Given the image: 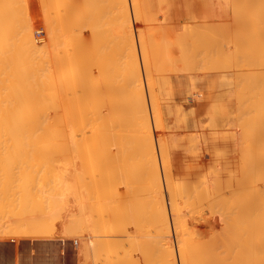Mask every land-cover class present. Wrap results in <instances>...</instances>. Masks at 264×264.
I'll list each match as a JSON object with an SVG mask.
<instances>
[{
	"label": "bare ground",
	"instance_id": "1",
	"mask_svg": "<svg viewBox=\"0 0 264 264\" xmlns=\"http://www.w3.org/2000/svg\"><path fill=\"white\" fill-rule=\"evenodd\" d=\"M98 0H82V3H83V6H84V8L87 10V11H89V14H90V12L92 13V14H90V15H87V13H86V18L85 19H88V18H90V19H93L94 20V22L92 21L91 23L89 22V21H91V20H89L88 19V21L86 22V23H88V24H90L89 26V36H88V38L86 39V40H84V41H82V42H78V41H81V39L80 40H78L77 42L76 41H74L75 39L74 38H76V37H74V35H75V32H74V35L72 34L73 33V28L75 29V28H78V27H85L84 25H86V24H84L83 23V21H84V18L82 19V16H80V18L82 19L81 21H80V19H79V22L80 23H78V24H76V25H79L78 27H76L75 25H74V23H73V25H74V27L72 26V31H70L71 30V27H70V23L68 22V24H70L69 25V27H68V24H67V19H69V15H70V12L75 8V3H76V1H74V0H39L38 2L40 3V5H39V7H40V13L43 15V11L45 10V12H46V15L45 16H43L44 17V19H42L41 21L42 22H44L43 20H45V22H44V26L45 27H42L43 26V24H42V26H40L42 29L43 28H45V30H46V34H43L42 35V37L44 36V35H46V39L44 40V39H35L34 37H33V31L34 30H36V29H34V25H35V23L33 24V21H32V17L30 18V15L28 14L29 12L28 11H30L29 9H27V6L30 8L31 6H29V4L27 3V2H29L28 0H0V155H3L2 154V152L4 151H7L6 153H4V156H3V158H1V160H3L4 161V159H7V160H5L4 162H3V165L1 164V162H0V164L2 165V166H4V163L5 162H8V160H9V158H10V161L7 163L8 164V166L7 165H5V167H6V169L8 168V167H12L14 164L12 163L11 165H9V163H11L12 161H11V157H13V155H12V153H15V152H13V151H19V152H21V158H26V159H24L25 160V163L26 162H28V163H30V161H28V160H31V159H29V157L31 156V155H29V154H31V152H35V154H37L38 153V155H42V159H43V152H45V154H47V156L49 157V154L48 153H50V152H58L59 153V156L57 155L58 153H56V155L58 156V157H60V156H62V155H60V154H63L64 155V158L63 159H65L68 155H69V153L71 154V156H76V154H81V155H83V156H81V157H83L84 158V164H85V162H88V165L91 167H89V170H90V172L93 170V173H98V175L96 174H94L95 176H92V172H91V174H88V176H87V173H86V175L84 174L85 172H82L81 174L82 175H85V176H87L88 177V180H91L90 181V183H92V185L89 183V181L86 183V179L87 178H85V180H84V178H83V180L85 181V184H89L88 186L87 185H83V183H81L82 181L80 180L81 178V174H79L78 173V183L80 184V186H79V184H78V188H80L81 189V191H82V193L79 191V193H81V194H79V195H81L80 196V198H81V200H82V198H84V200H83V202L84 203H86V204H82L83 206H81L80 207V204H78V205H75V206H77L78 208H77V210L78 211H80L81 210V212H82V210H85V215H87V217L89 216V218H90V220L88 221V222H90L89 224L87 223V228H89L90 229V231L92 230L93 231V229H91V227L92 228H94L95 229V231L94 232H91L92 234L90 235L91 237L92 236H96V235H98L99 234V236H96L95 238L96 239H93V238H91V249H95V248H101L100 246H102V248H104V251H102V249H101V252L99 253L100 255L101 254H104V255H106V256H101V258L99 257V260L101 259L102 261H103V263L102 262H100V263H102V264H117L118 262H119V264L122 262V259L124 258V255L123 254H126L125 255V258H126V260H128V262H130L129 264H133V262L132 261H134V259L132 260L130 257H132V255L130 254V253H138L139 251H136L137 249H138V245H139V240L138 241H136L135 243H136V247H137V249L135 250L136 252H134V248H133V246H131L134 242H132V243H130V245L128 246L129 247V249H126V251L128 250V253H124V251L122 252V256H120V254H118V252H117V250L116 249H114V252H112L113 251V249H112V247H116V246H119V245H123L122 243L121 244H118L119 242H121V241H119V242H117V233H119V231L120 230H116L117 231V233H114L115 232V227H114V223H115V221H116V223H117V221H119V220H114V219H117L118 217H119V219H121V220H123V216L125 215H127V214H124L123 213V211L122 212H120L121 211V209H118V210H120L119 212L121 213V214H119V213H117L118 215H116V211L114 210V209H116V205H120L122 202H123V200H125L124 198L126 197H128V196H126V195H129V193H130V191L129 190H126V191H120V192H115V190L113 191V189H115L117 186H119L120 184H122L123 183V181H124V179H125V177H127V175H124L123 173L124 172H117L116 170L117 169H115V167L116 166H114V164H115V162L117 161V160H115V162H114V160L111 158L112 157V155H117V158H118V154H119V156H122V155H125L127 158H126V160L128 159V158H131L132 159V161H133V163L134 164H132V163H130V161H131V159H130V161H129V159H128V161H129V165L130 166H133L134 167V169H132V170H135V169H137V167H138V165L140 166L141 165V167L144 169V172L145 173H143V175H144V177L146 178V179H148V180H150L151 181V183H152V188H153V190L155 191V192H157V196H156V198L153 200L154 202H152L151 203V207H150V211H149V213L147 212V217H148V219H147V217H145L144 216V219H146V220H149V222H150V224L148 223V225H149V227H150V225L153 227V228H151V230L153 229L154 231H155V233H154V235H152V236H154L153 237V239H151L150 238V240H147V238H143L144 239V241H143V239H141L142 241H143V243L145 242V240H147L145 243H147L148 244V242L150 243V244H146V245H144V247L145 248H147L148 246L150 247V245H153V247L151 248L150 247V250H149V247H148V250L149 251H151V250H155L156 252V254H159V255H157V257H160L161 256V258H162V260H163V262H164V264H171L170 263V259H169V256H168V254L166 253V251H164V247H163V239L165 238V235H166V229H165V226H164V223H163V221H164V218H163V213H162V209H161V207H160V201H159V197H158V188H157V182H156V177H155V172H154V168H153V164H152V162H153V160H152V156H151V149H150V142H149V138H148V135H149V129H152V128H149L150 127V125L148 126V123H147V112H148V110H147V105H146V107H145V105H144V103H143V101H142V99H141V93H140V90H139V81H138V70H137V67H136V58H135V55H134V48H133V33H132V27H131V23H130V21H132V20H130V17L131 16H129V9H128V4H127V0H108V1H106V2H108L109 3V6H108V4L106 5V6H108V9H109V7H110V9H111V11H109V12H111V14H112V18H111V20H110V22L112 21V24L110 23L109 24V22H107L108 20H106V22L110 25V26H108V28H107V24H104L105 22H104V20H105V18L110 14L108 11H107V13H109V14H107L106 12H105V10H106V8L107 7H105V10H104V12L102 13V15L103 14H105L104 15V18H102V16L100 15H97V14H95V13H98V11L97 10H100L101 8H103V7H99V8H97L98 6V3H101L102 1L101 0H99V2L98 3H96ZM101 1V2H100ZM131 2H132V4L130 3V5L132 6L131 7V9H132V12L134 13H132V15H135V16H133L134 17V20L136 21L137 19H135L136 18V14H137V12H138V14L139 15H141V17H142V15L144 16L146 13H148L149 12V8H147L148 10L146 11V10H144L143 9V14L140 12V8L138 9V7H139V2H140V4H141V1H138V0H130ZM142 1H144V0H142ZM146 1H148V0H145L143 3H146ZM150 1V0H149ZM149 1L147 2V4H144V5H150V3H149ZM152 1V0H151ZM161 1V0H160ZM159 1V2H160ZM177 1V0H176ZM178 1H180V0H178ZM182 1V0H181ZM212 1V0H211ZM221 1V0H220ZM224 1H225V5L226 4H228V2L229 1H231V2H229V4H231V3H233V4H231L232 6L233 5H235V3L233 2V1H237V0H223L222 2H223V4H224ZM240 1V3H241V8L242 9H240L241 10V12H239V11H237V9H235V8H240V7H236L235 6V8L233 9V7L231 6L230 8L231 9H233L234 10V12H235V10L237 11V12H235V14L236 13H240L237 17L236 16H234V17H236V20H235V18L231 15V17L230 18H232V20H233V18H234V20L237 22V24L239 25L238 26V28H239V30L243 33V35H244V42H245V44L247 43V42H253L254 43V45H255V49H256V54L255 53H253V51H252V53L254 54V56L256 55V58L254 57L253 59L255 60L254 62L255 63H253V62H251V59H248L247 57H246V59L243 61V68H245V69H248L249 67H250V69H251V67H253L254 69H255V73H253V70H251V72H252V74H254V75H252L250 72H249V75L251 76V78H250V76L248 75V72H246L247 73V75H246V79L244 78V77H241V78H243L244 79V82H245V80H249V81H246L245 82V84H247V83H251V82H254V80H255V83H254V85H253V83L251 84L252 85V87L254 88L255 87V90L254 89H252V87L251 86H249L248 84H247V86L244 84V88L246 89V87H247V89L245 90H243V89H240L239 87L241 86V84L239 85V89L240 90H238L239 92H240V94H242L243 93V95H240L241 97H238V99H240V100H242L241 101V103H244V105H246L247 103H246V101L247 100H245L244 98L245 97H247L248 98V100H249V102H250V98H251V94H253L252 95V99L253 100H251L252 102L251 103H249L250 105H246L247 106V109L245 110V111H247L246 113L248 114L249 113V111H250V113L248 114V115H241V114H238V113H240L241 111H238V115L239 116H242L243 118H245L244 119V121L242 120V119H239L238 121H242V123L244 124L242 127H244L243 129H245L246 128V131L244 132L243 131V134L244 133H246V136H245V134H244V137H247V135H248V137H249V135H250V137L248 138V139H250L251 140V138H252V143H250V145H248L249 143L247 142V145L248 146H245V149H246V151H245V149H244V153H246V154H243V156H241L242 158L243 157H245V158H243V160L241 161L243 164H246V162H248L249 161V164L251 163L252 164V167H255V166H259L258 164H260L261 162H263L264 163V160L263 161H261V162H259L257 165L255 164L254 166H253V163L252 162H254V160H255V157H252V156H256L257 154V152H258V149H257V147L255 148V145H257V144H259V150H260V148L261 147H263L262 145H264V143H262V142H264V0H239ZM34 2V1H33ZM32 2V3H33ZM153 2V5L152 6H154V4H155V1L153 0L152 1ZM157 2H158V0H157ZM157 2H156V4H157ZM172 1H170V3H171ZM175 2V1H174ZM183 2H185V0H183ZM207 2V1H206ZM214 2H216L215 0H214ZM227 2V3H226ZM35 3V2H34ZM37 3V2H36ZM81 3V2H80ZM104 3H105V0H104V2L103 3H101L100 5L101 6H103L104 5ZM129 3V2H128ZM161 3H162V5H163V1L162 2H160V3H158V4H160L161 5ZM167 3V2H166ZM177 3V2H176ZM176 3H174V4H176ZM192 3V2H191ZM190 3V4H191ZM196 3V2H195ZM208 3V2H207ZM237 3H238V1H237ZM28 4V5H27ZM106 4V3H105ZM155 4V5H156ZM173 4V3H172ZM189 3H187V5H188ZM204 4H206V3H204ZM211 4L212 3H210V7H211ZM214 4V3H213ZM216 4H217V2H216ZM218 4H220V3H218ZM229 4H228V6H229ZM35 5V4H34ZM34 5L32 4V7H34ZM143 4H141V8H145V7H143L144 6ZM159 5V6H160ZM177 5H179V3L177 4ZM181 5V4H180ZM225 5H223V6H225ZM238 5V6H239ZM42 6V7H41ZM80 6V5H79ZM105 6V5H104ZM157 6V7H156ZM156 6H154V7H156V8H150L151 10H153V9H158V5H156ZM166 6V5H165ZM165 6H163V7H161L160 9L161 10H163V11H160V12H165L164 11V9L166 8L167 9V7H165ZM167 6L169 7V4L167 3ZM215 6V5H214ZM38 6H37V8H39ZM77 7H78V5H77ZM148 7V6H147ZM181 7V6H180ZM206 7V6H205ZM219 7V6H218ZM221 7V6H220ZM225 7H227V5L225 6ZM225 7H224V9H225ZM34 8H36V6L34 7ZM36 8V9H37ZM41 8H43L44 10H42V12H41ZM80 8H81V6H80ZM79 8V9H80ZM163 8V9H162ZM212 8V7H211ZM211 8H209V9H211ZM31 9V8H30ZM135 9V10H134ZM136 9H138V11L136 12V14H135V11H136ZM165 9V10H166ZM171 9V8H170ZM174 9V8H173ZM172 9V13L170 14V12H169V14H168V11H166L165 13L167 14V15H169V16H166L165 18H167V19H165L164 20V16H162L163 18L161 19L162 20V22H161V25L162 24H165L167 21H169V22H171V25L174 23V22H179L181 19H183V20H185V21H189V20H193V19H195L194 18V15L191 13V12H183V10H178L177 12H175L174 14H173V12H174V10ZM175 9H176V7H175ZM181 9V8H180ZM207 9V8H206ZM28 10V11H27ZM31 10H35V9H31ZM84 10V9H83ZM190 10V9H189ZM203 10V9H202ZM216 10H217V8H216ZM215 10V11H216ZM227 10V9H226ZM239 10V9H238ZM102 11V9L99 11V13ZM144 11H146L145 13H144ZM157 10H155V12H156ZM171 11V10H170ZM199 11V10H198ZM209 11V10H208ZM212 11H213V9H212ZM31 12V11H30ZM33 12V11H32ZM77 12H78V10H77ZM79 12H81V10L79 11ZM86 12V11H85ZM151 12V16H150V13L148 14L149 15V17H148V15L146 14V16L143 18V20L145 21L146 20V18L149 20V22L148 21H145L144 23L147 25V26H145L144 28V31L147 29L148 31H149V28H147L148 26L150 27V25H149V23L150 24H152L151 22H153L154 20V15L156 14V16L158 15L157 14V12L159 13V11H157L156 13H154V12H152V11H150ZM210 12V11H209ZM216 12H218V10L216 11ZM227 12V11H226ZM232 12V11H231ZM39 13V12H38ZM51 13H53V15H51ZM83 13H84V11H83ZM98 13V14H99ZM141 13V14H140ZM152 13H154L153 15H152ZM233 13V12H232ZM231 13V14H232ZM35 14V13H34ZM36 14H37V12H36ZM93 14H95L97 17L99 16V17H101V19H102V21H103V23H98L99 21H101L100 19H94L96 16H93ZM107 14V15H106ZM110 14V15H111ZM161 14V13H160ZM165 14V15H166ZM217 14V13H216ZM215 14V15H216ZM38 15V14H37ZM41 15V16H42ZM52 17H51V16ZM85 15V14H84ZM93 17H92V16ZM138 15V16H139ZM162 15V14H161ZM170 15H172V16H170ZM39 16V15H38ZM40 16V17H41ZM75 16H77V15H75ZM87 16H88V18H87ZM106 16V17H105ZM137 16V18L141 21L142 19H140V17H138ZM203 16V15H202ZM217 16V15H216ZM92 17V18H91ZM152 17H153V19H152ZM200 17V16H199ZM208 17V16H207ZM214 17V16H213ZM218 17V16H217ZM34 18V17H33ZM36 18V17H35ZM34 18V19H35ZM38 18V17H37ZM36 18V19H37ZM109 18H110V16H109ZM108 17H107V19H109ZM150 18H151V22H150ZM220 18V17H219ZM78 18H76V21L75 22H77L78 20H77ZM199 19V18H198ZM138 20V21H139ZM158 20H159V18H158ZM167 20V21H166ZM182 20V21H183ZM204 21H205V19H203ZM202 20V21H203ZM97 21V22H96ZM135 21H133V22H135ZM138 21H136L137 23H138ZM155 21H157V17H156V19H155ZM163 21H164V23H163ZM190 21V22H191ZM193 21H195V20H193ZM200 21H201V19H200ZM201 21V22H202ZM204 21L201 23V24H203L204 23ZM222 21V20H221ZM38 22H39V19H38ZM72 22H73V20H72ZM82 22V23H81ZM158 23L156 24L155 22H153V23H155L156 24V26H155V28L157 29L158 28V31H159V33L161 32V30H163V29H161L160 27L161 26H158V24L160 23L159 21H157ZM173 22V23H172ZM190 22H188V23H190ZM207 22V21H206ZM212 22V21H211ZM220 22V21H219ZM218 22V23H219ZM94 23V24H93ZM140 23V22H139ZM138 23V24H139ZM144 23H142L141 22V24L142 25H144ZM187 23V24H188ZM192 23V22H191ZM195 23V22H194ZM193 23V24H194ZM200 23V22H199ZM213 23V22H212ZM222 23V22H221ZM225 23H227V22H224V24ZM39 24H41V22L39 23ZM98 24H99V26H98ZM103 24V25H102ZM167 24L169 25L170 23H168L167 22ZM182 24V23H181ZM181 24H178V28L180 29V27H179V25H181ZM185 24V23H184ZM197 24V23H196ZM205 24H207V23H205ZM211 24V23H210ZM223 24V23H222ZM222 24H219V25H221L222 26ZM228 24V23H227ZM234 24V23H233ZM100 25H102V26H104V27H102V26H100ZM106 25V26H105ZM135 25V24H134ZM173 25H175V24H173ZM189 25V24H188ZM200 25V24H199ZM208 25V24H207ZM212 25H214V24H212ZM229 25H232V23L230 22V24ZM88 26V25H87ZM195 26H197V25H194V26H191L190 28V31L192 30V33H193V31H195V33L197 34L198 32H196V31H201L202 30V32L204 31V32H207V34H208V32H212V30H208V31H205V30H203V29H199V28H201L203 25H201V26H199V28H198V26H197V28L198 29H196V27ZM217 25L215 24V27H216ZM220 26V27H221ZM228 26V25H227ZM224 27L225 28V32L226 31H229L230 30V28H229V26L228 27ZM234 27H235V25H233ZM37 27H39L38 25H37ZM36 27V28H37ZM99 27H101V28H103V29H101L100 28V30H103L104 32H105V35L108 33L109 34V36L112 34V36L111 37H108V39L109 38H112L113 37V39H114V41L113 42H111V40L109 41L108 39H106L105 37L103 38V35H102V31L100 32L99 31ZM111 27V28H110ZM138 27H140V26H138ZM166 27V26H165ZM171 27V26H170ZM168 28V30L170 29V31H171V28ZM177 27V26H176ZM182 27H184L183 26V24H182ZM193 27V28H192ZM204 27H208L207 29H210V26H204ZM204 27H202V28H204ZM107 28V29H106ZM135 28H137L136 26H135ZM151 28H153L152 26H151ZM151 28H150V30H151ZM159 28H160V30H159ZM174 28V27H173ZM172 28V29H173ZM187 28H189V26H187ZM187 28H185V29H187ZM224 28H222V31H223V29ZM228 28V29H227ZM238 28L236 29V32H239V31H237L238 30ZM104 29H106V30H109L110 29V31H111V34H110V31L109 32H107V31H105ZM138 29V28H137ZM140 29H141V27H140ZM140 29L139 30H137L138 31V33H136V34H139V31H140ZM151 30V31H155L156 33H153L154 35L155 34H157L158 33V31L157 30ZM166 29V28H165ZM177 29V28H176ZM206 29V28H205ZM206 29V30H207ZM212 29H213V27H212ZM216 29V28H215ZM227 29V30H226ZM233 30H235L234 28H232ZM231 29V31H233ZM85 31H86V28L84 29ZM181 30V29H180ZM179 30V31H180ZM214 30V29H213ZM220 30H221V28H220ZM37 31V30H36ZM75 31V30H74ZM83 31V30H82ZM98 31L101 33V35L102 36H100V34H98ZM136 31V30H135ZM143 30L141 29V31L140 32H142ZM166 31H167V29H166ZM166 31H164V32H166ZM187 31L189 32V29H187ZM216 31V30H215ZM218 31H219V29H218ZM217 31V32H218ZM230 31V33L233 35V33ZM42 32H43V30H42ZM42 32L40 33V34H42ZM45 32V31H44ZM79 32H80V30H79ZM104 32H103V34H104ZM107 32V33H106ZM146 32V31H145ZM169 32V31H168ZM181 32L182 31H180V34H181ZM183 32H184V34L183 35H185L186 34V32L183 30ZM187 32V33H188ZM203 32V33H204ZM217 32H215V34H217ZM224 32V33H225ZM78 33V32H77ZM77 33H76V35H77ZM151 33V32H150ZM150 33H148L149 35L147 36V34L145 35L144 33H140V34H144L145 36L143 37V35H137L136 37H137V39H138V43H139V45L138 46H140L139 47V49L141 50L140 52L141 53H138V54H140V55H142V57L143 58H141L142 60L144 59V58H146V56H148V54L147 53H149V55L150 54H153V53H151L152 51H154L153 49L154 48H152V46H151V52H149L150 51V49L149 48H147V47H149V45H148V41H147V39L145 38V37H147V38H150L151 36V38H150V40L151 41H149V43H151V45H152V43H153V47H154V42H152V40H154L156 43L159 41V40H155L154 39V37L155 36H157V35H155V36H153V34H150ZM171 33L172 34H174V36L177 38V40L180 38L181 40H183L182 38H184V36L183 37H181V35L180 34H178L179 32H177V34L178 35H176V33L175 32H172L171 31ZM213 33H214V31H213ZM224 33H221L220 32V35L219 36H221V34H223V37H225L224 35H226V37L228 36V39H222L223 41L222 42H224L225 41V43H223V45L225 46H227V44H226V42L229 44V42H232V41H235V42H239V41H237V40H241V38H242V36H239V39L237 38L238 36H237V33H236V37H235V35H231V34H227V33H229V32H226V34H224ZM35 34V33H34ZM38 34V33H37ZM80 34V33H79ZM162 34H163V31H162ZM161 34V35H162ZM189 34H191V32L189 33ZM195 34V35H196ZM205 34V33H204ZM206 34V35H207ZM219 34V33H218ZM234 34H235V32H234ZM71 35H73V37L74 38H72V36ZM104 35V36H105ZM167 35V34H166ZM179 35H180V37H179ZM209 36L211 35L210 33L208 34ZM134 36H135V34H134ZM164 36V35H163ZM168 36V35H167ZM185 36H188L187 34L185 35ZM192 36L194 37V34H192ZM230 36H231V38H230ZM45 37V36H44ZM79 37H81L80 35H79ZM79 37H77V39H79ZM135 37V38H136ZM139 37V38H138ZM144 38L146 41H147V44H146V42L144 41V40H141V38ZM160 37V36H159ZM159 37H158V39H159ZM202 37V36H201ZM225 37V38H226ZM241 37V38H240ZM38 38H39V36H38ZM142 38V39H143ZM169 38V37H168ZM168 38H165V36L163 37V39H165V40H163L162 39V36H161V39L160 40H163L162 42H161V44L164 46V48L166 49V48H168V47H170L171 48V46L170 45H168L169 44V42L168 41H170ZM189 38H192V37H190V35H189ZM199 38V37H198ZM221 38H222V36H221ZM221 38H218V40L219 39H221ZM185 39V38H184ZM139 40H141V44H142V42L144 43V44H142V46L140 45V41ZM149 40V39H148ZM174 40H176V39H174ZM180 40V41H181ZM188 41H189V39H187ZM200 40V39H199ZM165 41V42H164ZM173 41V40H172ZM184 41H186V39L184 40ZM210 41H211V39L209 40V44H210ZM220 41V40H219ZM111 42V43H110ZM174 42H176V41H174ZM173 42V43H174ZM190 42H192L191 40H190ZM194 42V41H193ZM201 42H202V39H201ZM201 42H200V44H201ZM205 42V41H204ZM213 42H215L216 43V41H213ZM212 42V43H213ZM235 42H232V44L234 43L235 45H236V43ZM240 42H242V41H240ZM250 42V43H251ZM137 43V42H136ZM159 43V42H158ZM157 43V44H158ZM164 43H165V45H164ZM166 43H167V45L168 46H166ZM179 42L177 41V43H176V50L174 49L175 48V43H174V45L173 44H171L172 46H174L173 48H172V51L170 50V53H173V51L175 50L176 51V53H178L177 55H178V59H180V62L182 61V67H180L181 66V63H180V65H179V67L181 68V70H179V72L180 73H184L185 71H184V69L186 68V73H188L187 71V67L188 66H190V65H193L194 66V63L192 62H190L189 63V61H188V63L186 62L187 60H184V59H187L184 55H187V52L186 51H184L183 53V55H182V53H179L180 51L179 50H181L180 48H181V46L178 44ZM184 44V46H185V42H183ZM187 43H189V42H187ZM206 43H208V40H207V42ZM157 44H155L156 46H157ZM208 44V45H209ZM214 44V43H213ZM212 44V45H213ZM219 44H221V42H219ZM244 44V43H243ZM145 45H148V46H146L145 47ZM162 45H161V47L159 46V44H158V46H159V49L155 46V48L156 49H158V51H156V53L155 54H159V56H161V53H165V54H167L168 52H169V50H164V48H163V50H164V52L160 49V48H162ZM180 47H179V46ZM189 45V44H188ZM203 45V44H202ZM215 45H217V47L219 46L218 45V43H216ZM222 45V44H221ZM223 45L222 46H220L221 47V49L220 48H218V52L219 53H217L218 55V57L219 58H221L220 57V55L223 53V55H221L223 58H222V60L225 58H229V60H232V61H234V57H233V52L232 51H224V49H225V47L224 48H222L223 47ZM235 45H233V47L235 46ZM247 45V44H246ZM250 44H248V46H249ZM144 46V47H143ZM177 46L179 47L178 48V51H177ZM195 46V45H194ZM211 46V45H210ZM210 46L208 47V48H210ZM230 46H231V43H230ZM230 46H228V47H226L228 50H230L229 49V47ZM239 45H237V46H235L236 47V49L237 48H241V46H239ZM186 47V46H185ZM190 47H192V46H190ZM205 47V46H204ZM214 47V46H213ZM216 47V46H215ZM233 47H230L231 49L233 48ZM137 48V47H136ZM146 48H147V50L149 49V51L148 52H146ZM186 48H189V47H186ZM242 48H243V45H242ZM245 48H246V46H245ZM146 52V55H145V53H144V51ZM213 49H215V48H213ZM222 50L223 49V51H221V54H220V50ZM226 49V50H227ZM233 49H235V48H233ZM235 49V51L237 52V50ZM254 49V48H253ZM160 50L162 51L161 53H160ZM196 50V49H195ZM207 50V49H206ZM209 50H211V49H209ZM209 50H207V51H209ZM216 50V49H215ZM215 50H212V51H215ZM246 50V49H245ZM252 50V49H251ZM168 51V52H167ZM174 51V52H175ZM182 51V50H181ZM217 51H215V53L217 52ZM234 51V53H235V57L236 58H240V57H237L236 56V52ZM239 51V50H238ZM255 51V50H254ZM158 52V53H157ZM167 52V53H166ZM194 52V51H193ZM200 52V51H199ZM242 52H244V51H242ZM249 52V51H248ZM206 53V52H205ZM211 53V52H210ZM214 53V55H216ZM224 53H228V54H226V55H224ZM229 53H231V56L233 57V58H231L230 59V55H229ZM239 53H241V51L239 52ZM246 53V52H245ZM154 54V55H155ZM164 54V56H166V57H162L161 56V58L160 59H156V55H155V60L153 59L154 57H153V55H150V59H153L154 61H156V60H159V64L160 63H162V64H165L164 62L165 61H163L162 59H164L165 60V58H168L169 56H168V54L167 55H165ZM189 54H191V53H189ZM188 54V55H189ZM213 54V53H212ZM242 54V53H241ZM240 54V55H241ZM248 54V53H247ZM252 54V55H253ZM145 57H144V56ZM173 55H176V54H171L170 56L172 57V58H177V56H173ZM182 56H184L185 58L184 59H182L181 60V57ZM188 55H187V57H188ZM196 55V53L193 55V57ZM237 55H238V52H237ZM243 55V54H242ZM139 56V55H138ZM152 56V57H151ZM198 56V55H197ZM206 56H207V53H206ZM217 56H214V57H217ZM180 57V58H179ZM189 57H190V55H189ZM198 57H200V56H198ZM243 57H245V55L243 56ZM251 57V56H250ZM138 58V57H137ZM148 57L146 58V60L144 59V61H147L148 59H149ZM158 58V57H157ZM170 58V57H169ZM169 58H168V60H167V64H170V68L173 70V72L176 74V72H175V70H174V65H176V64H173V60L171 61L172 63H170L169 62ZM171 58V59H172ZM203 58V57H202ZM210 58V57H209ZM209 58H207V59H209ZM139 59V58H138ZM137 59V60H138ZM149 59V60H150ZM192 59H194V58H191V60ZM214 59V61L216 62V61H218V59L216 60L215 58H213ZM223 60V61H227V59L226 60ZM241 59L242 58H240V63L239 64H241L242 62H241ZM141 60V61H142ZM160 60H162V62H160ZM185 62H184V61ZM237 60V59H236ZM235 60V61H236ZM239 60V59H238ZM175 61V60H174ZM195 61V60H194ZM196 61H197V57H196ZM200 61V63H201V61L202 62H204V61H206V58H205V60L203 61L202 59H199L198 60V62ZM228 62L227 61V63H226V65H228V63L229 64H231V66L233 67V69H234V65H236L237 63H235L234 64V62ZM149 62H152V61H149ZM148 61L145 63V62H141L142 63V65L145 63V67H147V68H143L144 69V73H146V76H148V78H153V77H150V73L152 72V68L154 69L153 71L155 72V74L157 73L158 74V71L159 70H162V73H161V71H160V73H159V75H163V69H162V67H161V69H159L160 68V65H157L158 64V61H156V62H152L151 64L149 63ZM179 62V61H178ZM198 62H197V64H198ZM210 62H211V60H210ZM209 62V63H210ZM213 62V61H212ZM211 62V63H212ZM219 62V61H218ZM237 62V61H236ZM147 63H148V65L150 64V65H152L153 67L152 68H150L148 65H147ZM156 64V66H155V64ZM175 63H176V61H175ZM188 65H187V64ZM196 63V62H195ZM209 64V65H207L208 63H206L205 62V66H204V64L202 65V64H200V65H202V66H204L203 68H202V71H205L206 69L205 68H208V71H210V70H212L211 68H209L208 66H212V64H214V62L212 63V64ZM222 63V62H221ZM171 64H173V66L171 65ZM178 64V63H177ZM190 64V65H189ZM196 64V65H197ZM224 64L225 63H223V65L221 64V69H220V71H225V69H226V67L228 68V66H226V67H224ZM166 65V64H165ZM165 65H161V66H165ZM199 65V64H198ZM219 65H220V63H219ZM219 65H218V69H219ZM144 66V65H143ZM156 67V68H155ZM166 67V66H165ZM174 67V68H173ZM178 67V66H177ZM177 67H176V70H177ZM184 67V68H183ZM191 68H192V66H190ZM190 67H188L189 68V71H192L191 70V68ZM214 67V69L217 71V68H215V65L213 66ZM232 67H231V69H232ZM240 67V66H239ZM150 68V69H149ZM164 68V67H163ZM167 68H168V66H167ZM182 68H183V71L184 72H182ZM199 68V70L197 69V66H196V73H198L201 69H200V66L198 67ZM225 68V69H224ZM235 68H236V66H235ZM151 70V72L149 71V70ZM156 69V70H155ZM159 69V70H158ZM193 69L195 70V66L193 67ZM205 69V70H204ZM224 69V70H223ZM231 69H230V71H231ZM232 69V70H233ZM145 70H147V71H149V74H147V71H145ZM158 70V71H157ZM168 70V69H167ZM166 70V72L168 73L169 71H167ZM198 70V71H197ZM236 70V69H235ZM239 70V69H238ZM238 70L236 71V72H238ZM240 70H242L241 69V67H240ZM199 72V73H202V75L203 76H200L199 77V75H198V79H199V81H203V83H205L204 81H207V79H208V76H209V73L211 72H206V74H205V72L203 73V72ZM215 71V72H216ZM227 71L228 70H226L225 72H226V74H227ZM229 71V72H230ZM243 71V70H242ZM242 71L240 72H238V73H242ZM248 71H249V69H248ZM139 72H140V70H139ZM154 72H152L151 73V76H152V74L154 73ZM178 72V71H177ZM215 72H213V73H215ZM224 72V73H225ZM231 72H233V71H231ZM235 72V71H234ZM245 72V71H244ZM167 73H166V75H167ZM185 73V74H186ZM198 73V74H199ZM208 73V74H207ZM238 73H234L235 75L237 74L238 76H239V74ZM245 73V74H246ZM142 74V73H141ZM156 74V75H157ZM170 74H172V71H171V73ZM169 74V75H170ZM175 74H173L174 76H175ZM178 74V73H177ZM189 74V73H188ZM190 74H191V72H190ZM193 74L195 75V73L193 72ZM244 73H243V75H245ZM158 75V76H159ZM169 75H168V78H169ZM192 75V74H191ZM193 75V76H194ZM232 75H233V73H232ZM143 76V75H142ZM146 76H144V78L146 77ZM153 76H154V74H153ZM158 76H156V77H158ZM164 76V75H163ZM173 76V77H174ZM177 76V75H176ZM175 76V77H176ZM195 76H197V75H195ZM237 76V77H238ZM247 76H249L248 78H247ZM255 77V79H254V77ZM141 77V76H140ZM161 77V76H160ZM166 77V76H165ZM172 76H170V79L171 78H173ZM183 77V76H182ZM182 77H181V79H182ZM190 77V75H188V78ZM192 77V76H191ZM191 77L189 78V79H191ZM221 77V78H220ZM219 78L223 81L224 79H223V76H220ZM226 76L224 75V78H225ZM229 77L232 79V77H235L234 75L233 76H230L229 75ZM239 77V78H240ZM252 77H253V79H252ZM148 78H146V79H144V81L145 80H148ZM197 78V77H196ZM229 78V79H230ZM239 78H237V79H239ZM251 80H250V79ZM148 80V82L147 81H145V83H146V88H147V100H148V104H149V107H150V109L152 110L151 111V115H152V118H154L153 119V121H154V126H157V128H158V126L159 125H161V123L159 124V122H161L160 121V118H161V116H160V114H159V117L160 118H158V114H157V110H158V108L156 109V106H155V103L154 102H156L157 103V101H155L156 100V98H157V95L155 96L154 95V93L156 92H154L153 90H154V88H155V86H154V81H153V79H151L152 80V82H151V80ZM166 79H167V77H166ZM175 79H177V78H175ZM183 79H184V77H183ZM194 79V78H193ZM193 79L191 80L192 81V84H190V82H189V84H190V89L192 90L191 92H193L196 88L194 87L193 88V82L195 81V79H194V81H193ZM229 79H228V77H227V83H230L231 82V84L230 85H232V81H231V79H230V81H229ZM235 79H236V77H235ZM235 79H232V80H234L235 81ZM237 79H236V82L235 83H237L238 81L240 82V83H242L243 82V80H242V82H241V79H239L238 81H237ZM140 80H142V79H140ZM157 80V79H156ZM168 80V79H167ZM173 80H174V78H173ZM172 80V81H173ZM220 80V83L222 82ZM168 81H170V80H168ZM167 81V82H168ZM171 81V82H172ZM178 81V80H177ZM211 81V80H210ZM225 81H226V79H225ZM225 81H223V83L225 82ZM251 81V82H250ZM151 82V83H150ZM157 82V81H156ZM175 82H176V80H175ZM180 82H182V81H180ZM196 82V81H195ZM177 83V82H176ZM175 83V84H176ZM207 83V82H206ZM209 83V82H208ZM235 83H233L234 85H235ZM148 84H150V85H148ZM151 84H153V86H154V88H153V86L151 85ZM179 84V85H178ZM178 84H176L177 86H181L180 88H182V85H180V83H179V81H178ZM210 84V83H209ZM169 85H171L172 86V83H168V88L171 90V91H174L172 88H171V86H169ZM174 85V84H173ZM185 85V84H184ZM183 85V86H184ZM203 86H204V84H202ZM205 85H208V84H205ZM228 86H225L226 88H228V90H227V92L229 91V84H227ZM144 86V85H143ZM164 86V85H163ZM209 86V88L211 87L210 85H208ZM208 86H206L205 88H207ZM224 86V84H222V86L221 85H219V86H217L218 87V89L219 88H221V87H223ZM246 86V87H245ZM173 87V86H172ZM232 86H230V88H231ZM241 87H243V86H241ZM251 87V89L252 90H254V92L253 91H251V89H249V88ZM143 88V87H142ZM176 88V87H175ZM179 88V90H177V92H178V94H177V96L175 97V98H181V97H183V96H185L186 97V95H187V93L184 95V93H183V95H182V92L183 91H185L186 92V88H185V86H184V88H185V90H183V88H182V91L180 92V89ZM199 88H204V87H199ZM212 88V87H211ZM235 88H237L236 86L234 87V90H232V93H233V91L234 92H236V94H238L237 93V91H236V89ZM168 89V90H169ZM177 89V88H176ZM217 89V90H218ZM167 90V91H168ZM169 90V91H170ZM197 90V89H196ZM207 90H208V88H207ZM145 91V90H144ZM166 91V90H165ZM170 91V93H169V95L172 93ZM209 91V90H208ZM241 91H242V93H241ZM248 92V94H249V97H248V95H245L244 93H246V92ZM251 91V92H250ZM161 92V91H160ZM159 92V93H160ZM176 92V93H177ZM179 92L181 93L180 95H179ZM190 92V93H191ZM195 92V91H194ZM197 92H199V93H202V92H200L199 90H197ZM196 92V93H197ZM205 92V91H204ZM211 92V91H210ZM226 92V91H225ZM173 93H175V91L173 92ZM195 93V94H196ZM230 94V97L232 98V96H234V95H236V94ZM198 94V93H197ZM207 94H209V93H207ZM219 94V93H218ZM218 94H215L217 97H219L221 94V96L223 97V95L224 94H226V93H222L221 92V94L218 96ZM247 94V93H246ZM143 95H145V92H144V94ZM176 95V94H175ZM174 95V96H175ZM179 95V96H178ZM212 95V94H211ZM210 95V96H211ZM164 96V95H163ZM172 96V97H171ZM171 98H170V100L171 99H173V95L171 94ZM181 96V97H180ZM192 96H193V94H192ZM200 96H201V94H200ZM224 96H226L227 97V102H228V100L229 101H231L232 103H235V102H237V105H238V99H236L235 97V99L237 100H235V102H233L234 101V98H232V99H230V97H229V94H227V95H224ZM145 97H146V95H145ZM159 97H160V95H159ZM189 97V96H188ZM196 97V96H195ZM194 97V98H195ZM215 97V96H214ZM217 97H215V99H217ZM237 97V96H236ZM144 98V97H143ZM177 98V99H178ZM197 98V97H196ZM196 98L194 99V101L196 100ZM221 98V97H220ZM225 97H223V99H224ZM155 99V100H154ZM158 99V98H157ZM185 99V98H184ZM201 99H202V97H201ZM207 99V98H206ZM210 99V98H209ZM212 99H214V98H212ZM219 99V98H218ZM218 99L217 100H213V101H218ZM222 99V98H221ZM221 99H220V103H219V110H218V108H216V110H218V111H220V112H223V111H221L223 108L221 107V106H224V107H227L226 106V103L224 102V100L222 99V101H221ZM160 100H161V98H160ZM165 100H167L168 101V99L166 98ZM181 100V99H180ZM192 100V99H191ZM198 100V99H197ZM226 100V99H225ZM233 100V101H232ZM239 100V101H240ZM162 101V100H161ZM171 101H173V100H171ZM171 101L169 102V103H171ZM177 101V100H176ZM175 101V102H176ZM185 101V100H184ZM199 101V100H198ZM201 101V100H200ZM209 101V100H208ZM212 101V100H211ZM244 101V102H243ZM167 102V103H168ZM230 102V103H231ZM162 103H163V101H162ZM218 103V102H217ZM222 103H223V105H222ZM241 103L239 104L240 105V107H241ZM159 104V103H158ZM220 104H221V106H220ZM225 104V105H224ZM212 105V104H211ZM215 105V104H214ZM229 106H231L230 104H228ZM236 105V104H235ZM235 105L234 106H232V107H235ZM236 105V106H237ZM238 105V106H239ZM243 105V104H242ZM169 106H171V105H169ZM177 106V105H176ZM185 106V105H184ZM189 106V105H188ZM193 106H194V104H193ZM246 106L244 107L243 106V109H242V107L240 108V109H242V111H244V108H246ZM158 107V106H157ZM172 107H173V105H172ZM171 107V108H172ZM196 107V106H195ZM184 109H185V107H183ZM193 108V107H192ZM213 108H215L214 106H213ZM236 108V107H235ZM234 108V109H235ZM237 108H239V107H237ZM248 108H249V110H248ZM162 109V108H161ZM169 109V108H168ZM175 109H176V107H175ZM177 109H179L178 111H180V113H181V109H180V106L179 107H177ZM221 109V110H220ZM225 109H228V110H226L225 111V113L226 114H228L227 116H226V114L225 115H223L222 113H220V112H218L219 114H217V115H215V112L213 111V109L210 107L209 109H205L206 111V113H208V116H209V118L208 119H212V120H214L213 122H211L210 124H209V120L208 121H206L205 122V124L207 125V124H209L206 128H208L209 129V127H210V129H214V126L216 127L217 125H220V123H221V125L223 126V124H225V121H224V117H225V119H230L231 118V121H226V126L227 125H229V126H227L228 127V130H229V128H231L235 123L237 124V125H239V123H237V116L235 115V120H236V122L235 123H233L234 121H233V116H234V114H232L231 112L233 111V109L231 110V108H225ZM147 110V111H146ZM172 110V109H171ZM186 110V109H185ZM190 110H192L191 108H190ZM190 110H188L187 111V113L189 114V113H191V112H189ZM194 110V109H193ZM159 112H160V110H158ZM177 111V112H178ZM228 111V112H227ZM152 112L154 113V114H152ZM158 112V113H159ZM173 112V111H172ZM193 112H195V111H193ZM236 112H237V109H236ZM236 112H234L233 111V113H236ZM149 113V112H148ZM165 113V112H164ZM167 113V112H166ZM170 113V112H169ZM182 113H183V110H182ZM181 113V114H182ZM200 113V112H199ZM177 114V113H176ZM180 114V115H181ZM192 114V113H191ZM193 114H195V113H193ZM155 117H154V116ZM170 115V114H169ZM231 115H232V117H231ZM148 116H149V114H148ZM165 115L163 114V117H164ZM178 116H179V112H178ZM184 116H185V118H186V115L185 114H183V117L182 116H179L180 118H184ZM238 116V117H239ZM174 117V116H173ZM177 118L180 122H182L181 120L182 119H180V118ZM191 117L193 118V116L191 115ZM196 117V116H195ZM241 117V118H242ZM149 118V117H148ZM168 118V117H167ZM170 118V117H169ZM168 118V119H169ZM176 118V117H175ZM206 118V117H205ZM237 118V119H236ZM164 119H166V116L164 117ZM196 119V118H195ZM203 119H204V117H203ZM167 120V119H166ZM177 120V121H178ZM200 120V119H199ZM199 120H197L198 122H196V120H195V123H197V125L196 126H198V123H199ZM169 121V120H168ZM178 121V122H179ZM241 121H240V123H241ZM180 122L178 123L179 125H180ZM186 121L183 119V123H182V125H185L184 123H185ZM208 122V123H207ZM194 123V122H193ZM212 123H213V125H212ZM230 123V124H229ZM233 123V125H231ZM173 124H174V122H173ZM199 124H201V123H199ZM235 124V125H236ZM194 125V124H193ZM166 126V125H165ZM201 127H205V125H200ZM225 126V125H224ZM246 126V127H245ZM161 127L162 126H160V128H158V129H160V132H161ZM174 127H175V125H174ZM179 127H181V126H179ZM213 127V128H212ZM219 127V126H218ZM218 127H217V129H218ZM227 127H225V128H227ZM238 127H241V125L240 126H238ZM238 127H235V126H233L232 128H238ZM157 128L155 127L153 130L155 131V130H157ZM176 128V127H175ZM182 128H185V130H186V127L184 126V127H182ZM197 128V127H196ZM220 128V127H219ZM165 129H167V128H165ZM178 129V128H177ZM176 129V130H177ZM201 129H204V128H201ZM239 129V128H238ZM242 129V128H241ZM240 129V130H241ZM169 130V129H168ZM172 130H173V128H172ZM180 130H181V128H180ZM184 130V131H185ZM227 130V131H228ZM249 130H251V133H250V131ZM167 131V130H166ZM194 131H195V128H194ZM199 131V130H198ZM202 131V130H201ZM204 131V130H203ZM234 131V130H233ZM163 132V131H162ZM226 132V131H225ZM222 132L223 134H221L220 132H218V133H216V132H210V135L212 136L213 134H214V138H213V140L211 139V141H213L212 142V146H213V149H212V154H211V156L213 157V159L215 158L216 159V157L218 156V155H220V153H221V151L223 150L224 151V149L222 148L221 149V151H220V148H221V146H225V143L227 142L226 141V139H228V138H226L225 139V136L227 137V133L228 134H230V135H234V133L233 132H230V130H229V132ZM240 132V131H239ZM164 133V132H163ZM184 133V132H183ZM203 133V132H202ZM213 133V134H212ZM225 133V134H224ZM249 133V134H248ZM152 134L153 133H151V136H152ZM159 134H161V133H159ZM195 134V136H197L198 137V135H196V133H194ZM194 134L192 133L191 135H190V133H189V135L191 136V138H189V136H187V138H186V136H185V138H186V140H195L194 139ZM204 134H205V132H204ZM167 135V138H168V136L170 135H168V134H166ZM186 135V134H185ZM232 135V136H233ZM241 135V134H240ZM161 136H162V134H161ZM164 136V135H163ZM171 136H173V134H171L170 135V137ZM177 136V135H176ZM182 136V135H181ZM201 137L203 136L202 134L200 135ZM205 136V135H204ZM210 136V137H211ZM229 136V135H228ZM241 136H243V135H241ZM252 136V137H251ZM207 137H208V135H207ZM213 137V136H212ZM231 136H229V138H230ZM239 137V136H238ZM151 138H155L154 137V135H153V137H151ZM163 137H161V139H162ZM179 138L182 140V138H183V136L182 137H180L179 136ZM179 138H177L176 137V139H175V137H174V139L176 140V142L178 143L179 141L178 140H180ZM189 138V139H188ZM232 138H234V136L232 137ZM232 138H231V141H232ZM157 139L158 140H161V139H159V137L158 138H156V141H157ZM163 139H165V138H163ZM240 139V138H239ZM246 138H244L243 140H245ZM248 139H246L247 141H249L250 142V140H248ZM154 140V139H153ZM153 140H152V143H154L153 142ZM170 140V139H169ZM172 140H173V138H172ZM180 140V142L182 143V141ZM185 140V139H184ZM185 140V143L187 142V144H186V147H189L190 145H191V143H192V145H193V147L192 146H190V148H189V150L190 149H192V148H194L195 146V148H196V150H195V153H196V151L198 150V152H199V149H197V144L194 146V141H192L191 142V140H190V145L188 144V141H186ZM196 140H198V139H196ZM195 140V141H196ZM210 140V139H209ZM208 140V141H209ZM243 140L241 141V142H243ZM164 141V143L163 144H166V142H165V140H163ZM163 141H161V142H163ZM168 141V140H167ZM174 141V140H173ZM173 141H172V143H171V141H170V145H169V147L171 146L172 148L174 147H176V150H178V148H179V150H181V148H185V147H183V145H181L180 144V146H182L181 148H180V146H178L177 145V143L175 144L174 143V145H173ZM202 141V140H201ZM207 141V142H208ZM160 141H158V143H157V145L159 144L160 145V147H159V145H158V152L159 151H161L160 152V156H161V158H162V156L164 155V153L162 152V150H164V148H165V153H166V149H167V146L166 145H162V143L160 144L159 143ZM203 142H204V139H203ZM206 142V141H205ZM204 142V144L206 145V143ZM197 143V142H196ZM231 143V142H230ZM244 143V142H243ZM172 144V145H171ZM156 145V144H155ZM156 145V146H157ZM178 147H177V146ZM233 145V144H232ZM244 145H246V144H244ZM243 145V146H244ZM261 145V146H260ZM162 146V147H161ZM185 146V145H184ZM250 146V147H249ZM154 147V146H153ZM164 147V148H163ZM242 147V146H241ZM241 147H240V149H241ZM232 148V147H231ZM243 148L244 147H242V150H243ZM247 148H251V149H247ZM254 148V149H253ZM264 148V147H263ZM182 149V150H183ZM188 149V148H187ZM185 150V151H188V152H185L184 150V152H182V153H189V154H191L190 156H193L194 154H192V150H190V152H189V150ZM225 149H227V148H225ZM232 149H234V148H232ZM231 149V150H232ZM253 149V151L254 150H256L257 149V152L255 153V154H253L252 153V150ZM175 150V149H174ZM175 150V151H176ZM194 150V149H193ZM207 150V149H206ZM248 150V151H247ZM263 150V149H262ZM261 150V151H262ZM8 151H10V152H12L11 153V156L8 154L7 156H5V154H7L8 153ZM174 151V152H175ZM234 151V150H233ZM251 153H250V152ZM260 151V152H261ZM264 151V150H263ZM9 152V153H10ZM18 152V153H19ZM24 152V154L26 153V155H22V153ZM28 152H30L29 154H28ZM40 152H42V153H40ZM48 152V153H47ZM203 152H204V150H203ZM206 152V151H205ZM242 152V151H241ZM247 152H248V154H247ZM255 152V151H254ZM260 152H258V153H260ZM18 153H15V160H13V162H16L17 164V166H18V168H19V170L21 171V169H23V168H25V167H27L29 164L27 163L25 166H23V165H21L20 163L22 162L23 163V159L21 160V158L19 159V155H18ZM40 153V154H39ZM52 153H50L51 154V156L53 157L54 155L52 154ZM162 153H163V155H162ZM181 153V154H182ZM194 153V152H193ZM201 153V152H200ZM207 153V152H206ZM224 153H226V152H224ZM252 155H250V154ZM262 153L263 152H261V155H262ZM20 154V153H19ZM32 154H34V153H32ZM34 154V155H35ZM44 154V155H45ZM66 154V155H65ZM68 154V155H67ZM73 154V155H72ZM235 154V153H234ZM38 155H37V158H39V161L41 162L42 160H40L41 158V156L40 157H38ZM55 155V156H56ZM154 155H156L155 154V149H154ZM166 155H167V153H166ZM184 155V154H183ZM202 155V154H201ZM225 154H223V156H224ZM226 155H227V153H226ZM245 155V156H244ZM250 155V156H249ZM264 155V154H263ZM8 156H10V157H8ZM17 156V157H16ZM23 156V157H22ZM26 156V157H25ZM27 156H29L28 158H27ZM54 156V157H55ZM70 155H69V157H71ZM175 156V155H174ZM182 156V155H181ZM197 156V155H196ZM222 156V157H223ZM35 158V160H36V156H32V158ZM45 157V156H44ZM52 157H50L51 159H54V157L52 158ZM58 157H56L55 159H54V161H56V164L57 165H59V163H58V161H60V163H62V160H57L58 159ZM69 157H67L66 159H67V162L68 163H70V161L73 159V161H75L76 162V158L77 157H75V159L74 158H72L71 160L69 159ZM81 157H79V155H78V159L79 158H81ZM156 157H157V155H156ZM164 157V156H163ZM166 157H168V155L166 156ZM222 157H221V159H222ZM248 157V158H247ZM251 157H252V159H251ZM257 157H259V156H257ZM19 160H18V159ZM45 158H47V157H45ZM44 158V160L46 161H48L50 158H47V159H45ZM121 158V157H120ZM120 158H118V160H120ZM224 158H226L225 156H224ZM241 158V159H242ZM260 158V157H259ZM28 159V160H27ZM50 159V160H51ZM68 159L70 160V161H68ZM123 159V158H122ZM164 159H165V157H164ZM163 159V160H164ZM177 159V158H176ZM186 159V158H185ZM199 159V158H198ZM247 159V160H246ZM248 159H251V160H248ZM254 159V160H253ZM263 158L261 157V160H262ZM27 160V161H26ZM50 160H49V162H50ZM79 160H82V159H79ZM259 160V159H258ZM19 161H20V163H19ZM34 161V160H33ZM44 161V162H45ZM46 161V164L48 163ZM53 160H51V162L50 163H48V164H51V165H53V162H54ZM64 161H66V160H64ZM128 161H126V162H128ZM158 161V160H157ZM157 161H156V164H157ZM165 161H167V159L165 160ZM171 161H173V160H171ZM245 161V162H244ZM251 161V162H250ZM36 162L37 163H39L37 160H36ZM65 163V165L67 166V164L68 163ZM120 162V161H119ZM125 162V161H124ZM256 163H257V161H255ZM42 163V162H41ZM79 163H80V161H79ZM117 163H118V161H117ZM165 164H168V161H167V163L166 162H164ZM240 163V162H239ZM238 163V164H239ZM6 164V163H5ZM33 164V162L31 163V167H32V169H34V167L33 166H35V165H32ZM35 164V163H34ZM40 164V163H39ZM43 164H45V163H43ZM46 164H45V166H46ZM55 164V163H54ZM71 164L72 163H70V167H72L71 166ZM82 164V163H81ZM81 164H79V165H81ZM83 164V165H84ZM125 164V163H124ZM124 164H123V166H124ZM172 164V163H171ZM216 164H218V162L216 163ZM224 164V163H223ZM222 164V165H223ZM243 164H242V166L241 167H243ZM248 164V163H247ZM246 164V167L244 166V168H247V169H245V171H247V170H249V168H248V165ZM38 165V164H37ZM37 165L35 166V167H37ZM51 165H48V167H47V169L49 170V169H51L52 168V166ZM64 164H63V166H65ZM75 163H74V168H75ZM136 165V166H135ZM158 165V164H157ZM169 165V164H168ZM212 165H215V164H212ZM220 165V164H219ZM17 166L15 167L14 166V168H15V170L14 171H16V174H13V175H15V177L12 175V173H14V171H13V167L10 169V168H8L7 169V174L9 173L8 172V170H11V171H13L10 175H12L13 177L12 178H10L11 176H9V179L7 178L8 177V175H6L5 177H3V175H5V174H3V170L2 171H0V172H2V174H1V176L3 177H1L2 179H4V178H7L8 180H10V182H11V179H12V181H14V183L13 182H11V183H9L8 181H7V183H6V181H5V185L1 182V181H3L2 179H0V182H1V184H3L4 186H7L8 188H10V184H14V186L18 189L19 187H23V188H19L18 190L13 186V184H12V186H13V189L12 190H14L15 192L14 193H17L18 191V193L17 194H15V196L12 194V193H10V192H12L11 191V188L8 190V189H4V190H2V191H0V195H3L2 193H4V194H6L5 192L7 191H9V194L10 195H13V197H14V199H15V202H13L12 200H13V197L12 196H10L9 194V198H7V199H10L11 200V197H12V200L9 202V200H8V204L10 205L11 204V202H12V204H11V206L13 207V208H9V207H7L6 208V205L8 206V204H7V200H6V198L4 199V201L3 200H1V201H3V203H2V206H3V204H4V202H5V200H6V205L3 207V208H0L1 209V213L0 214H2V216L4 215V216H6L5 218H9V216H10V218H11V216L13 215V214H15V217H17V220H11L10 218L7 220V219H4L1 215H0V219H1V221H0V224H2V225H4V229H3V227L1 228V230L3 229L4 230V232H5V235H7V236H9V238H10V235L12 236L13 235V232L16 230L17 232H18V230L20 229V230H22V231H24V232H22V234L21 235H23V233H25V230H26V233H28L30 230H32V228L30 227L29 228V231H28V228H26V227H23L24 225L22 224V222L24 221V220H26L27 218H30L31 219V217L33 218V216L31 215V214H33V213H35V214H38V213H40V214H42L41 212L43 211V215L44 214H46V216L44 215L43 217H45V218H43V220H45L46 218H48L47 216H48V212L50 211V213H53V215H51L50 213H49V217H50V215H51V218H52V216H53V218L52 219H54V221L55 220H57V222L58 221H60V220H63V218L62 219H57V217H59V216H57V217H54V216H56V215H58L59 213L60 214H62V212L64 213V212H66V210H68L69 209V207L67 208V207H65L64 206V204L65 205H67L66 203H67V201H65L66 199H70L69 197H68V195H67V197H66V199H65V193H68V192H65L64 193V195H63V193H62V189H63V191L65 190H68V188L70 187V186H68V187H66L67 189H64V186L63 185H65L64 183H67V184H69V182L67 181L68 180V174H67V180H62V178H64L65 177V171H66V167H65V169L64 170H62V168H58V170L57 169H55L54 170V168H57V166L56 167H54L52 170H50V171H48V172H50V176L53 174V175H55L54 173H52L51 174V172L53 171V172H55V171H59V170H62V171H64L63 173H60V175H62V174H64V177H63V175L62 176H60L59 175V172H62V171H59V172H57L58 174V176H59V178H60V180H59V178L57 177V180H59V181H57V184H58V182H59V184L60 183H62V182H60V181H65V182H63L62 183V186H60L59 184H58V186H59V189H57L58 190V193H59V195H56L57 197L58 196H60V195H62L63 197H62V201H57V203L59 204H54V203H56L55 202V200H60L59 199V197L58 198H55L56 196H55V193L57 194V191H55V190H53V189H51L52 191H48V189H50V188H48L47 189V186L49 187L50 186V184H48L47 183V180H48V182H50L51 183V186L50 187H52L54 184L52 183V181H54V183L56 182L54 179H47L45 182H44V180H43V178H42V181L44 182V184H46L45 186H44V184H40V185H43V186H41L42 187V189H39V190H36V192L37 191H42L43 189H45V190H43V191H47V193H46V196H47V198H44V196L42 197V195H45V192H42V193H39L40 194V196L42 197V198H44V201H43V199L41 200L39 197V200H36V199H38V198H36L38 195V192L36 193V199L33 197L32 198V194H33V192H32V194L30 193L32 190H30L29 191V189L28 188H30L31 186L34 188V189H36V187H37V181H36V179L35 180H33L34 179V177L32 178V181H31V186H30V180H31V178H29L30 177V174H32V172L30 173V174H28V178H27V176L25 177V175H22L21 174V177H19V173L20 172H18V168H17ZM20 166H23V168H21ZM59 166H62V164H60ZM58 166V167H59ZM129 166V167H130ZM188 166V165H187ZM221 166V165H220ZM224 166H226L225 164H224ZM263 167V164H261L259 167ZM5 167L3 168V169H5ZM41 167V166H40ZM40 167L38 168L37 167V169H40ZM50 167V168H49ZM82 167V166H81ZM132 167V168H133ZM141 167H139L137 170H142V168ZM158 167H160V166H157V168ZM162 167H164L163 166V164L161 163V168ZM222 167V166H221ZM0 168H1V166H0ZM69 168V167H68ZM73 167H72V169H74ZM87 168H88V166H87V163H86V166H85V168H82V170H86L87 171ZM165 168L167 169V167L165 166ZM165 168H162V169H165ZM168 168H169V166H168ZM200 168H202V167H200ZM208 168V167H207ZM216 168V167H215ZM244 168H243V170H244ZM250 168H251V166H250ZM257 168L258 167H255V168H253L254 170L252 171V169H251V171H249V173L251 174V175H258L259 173L257 172V171H255V170H257ZM6 169L4 170V172L6 171ZM29 169V170H28ZM31 168H29V166L27 167V171H29L30 172V170H32ZM42 169V170H41ZM41 173H40V177H42L41 176V174L44 172V166L42 165V167H41ZM118 169H120L119 167H118ZM122 169H124V168H122ZM129 169V168H128ZM160 168H158V170H159ZM209 169V171H211L212 172V168H211V170H210V167L208 168ZM207 169V170H208ZM213 169H214V167H213ZM224 169V168H223ZM26 170V169H25ZM40 170H37V172L39 171L40 172ZM97 170V171H96ZM131 170V167H130V169L128 170V171H130ZM194 169H191V168H189V169H184V171H182V173L180 174V180H174V181H176V187H177V189L176 190H178L176 193H177V197L179 196L178 195V193H180V190L179 189H181V195H180V198L183 200L184 199V201H186L187 203H188V205L189 204H193V202H194V204H196L195 202H196V200L194 199L193 200V198H195V197H193V195L195 196V194H196V190H194V192L192 191L194 188H192V181L191 180H189V182L187 181V182H185V180H187V178L191 175V172L193 171ZM197 170V169H196ZM206 170V171H207ZM226 170V169H225ZM225 170L223 171V172H225ZM242 170V171H243ZM24 171V170H23ZM73 171V170H72ZM74 171H75V173H77V172H80L81 171V169L80 170H78V169H74ZM120 171V170H119ZM127 171V170H126ZM143 171V170H142ZM163 171V173H164V175H166V177L167 178H164L163 177V183H165L164 185L166 186V189H165V191L168 193V195L172 198V199H169V200H171V201H176V200H179V198L178 199H176V198H174V197H176L175 196V194L172 196V194L173 193H175V191H173L172 189H171V187L170 186H172L173 185V183H172V185H171V183L170 182H172V179H171V181H170V177L168 176L169 174H170V168H169V172H167V170H162ZM208 171V172H209ZM215 171V170H214ZM228 171V170H227ZM236 171V170H235ZM242 171H239V174H240V172H241V175L242 174H244L241 178H243L244 176H246V175H248V174H246L245 175V172L243 173ZM255 171V172H254ZM26 172V171H25ZM34 174H35V177L36 178H39V172H38V176H36L37 175V173H35L36 172V170L34 169ZM89 172V173H90ZM105 173L106 174V176L104 177V178H102V175H103V173ZM158 172H160V171H158ZM167 172V174H165ZM179 172V171H178ZM177 172V173H178ZM203 172V171H202ZM252 172V173H251ZM253 172L255 173V174H253ZM22 173H24V172H22ZM47 173V172H46ZM66 173H68V171L66 172ZM74 172H72V174H73ZM174 173V172H173ZM246 173H248V171L246 172ZM256 173H258V174H256ZM43 174H45V173H43ZM48 174V173H47ZM47 174H45L44 176L46 177V175ZM125 174H126V172H125ZM225 174H227L226 172H225ZM228 174H229V172H228ZM16 175H17V178L19 177L20 178V180H19V178L18 179H16ZM33 175V174H32ZM70 175V174H69ZM79 175H80V177H79ZM89 175H91V177H92V179L91 178H89L90 176ZM123 175H124V177H123ZM207 175H208V173H207ZM211 175V174H210ZM236 175V174H235ZM26 178V179H28L29 180V182L28 181H26V179L24 178V177ZM56 176V175H55ZM74 176V175H73ZM97 176V177H96ZM170 176H171V174H170ZM213 176H214V174H213ZM218 176V175H217ZM227 177H229L230 178V174H229V176L228 175H226ZM231 176H232V172H231ZM23 177V178H22ZM45 177H44V179H45ZM75 177V176H74ZM76 177H77V175H76ZM96 177V178H95ZM234 177V176H233ZM232 177V178H233ZM249 177V176H248ZM258 177V176H257ZM15 178V180H13ZM48 178V177H47ZM69 178H71L72 179V176L70 175V177ZM220 178V177H219ZM240 178V179H241ZM6 179V180H7ZM23 179V180H22ZM40 179V178H39ZM74 179V178H73ZM175 179V178H174ZM213 180L215 179V178H212ZM246 178L244 177V181L246 182L248 179H246ZM254 180H257V181H259L258 183H260V179L258 180V179H255V178H253ZM38 180V179H37ZM41 180V179H40ZM70 180V179H69ZM75 180V182H76V179H74ZM220 180V179H219ZM227 181H228V179H226ZM235 180V179H234ZM233 180V181H234ZM253 180V181H254ZM18 181V182H17ZM21 183H20V182ZM26 183H25V182ZM35 181V182H34ZM194 181V180H193ZM215 181V180H214ZM213 181V182H214ZM231 181V180H230ZM252 181V180H251ZM250 181V182H251ZM17 182V183H16ZM22 182H23V184H22ZM39 182H41V181H39ZM38 182V183H39ZM43 182H41V183H43ZM184 182L186 183V184H188V183H190V184H188V187L186 188L187 190H185V188H184ZM196 181H194V183H193V185L195 186V183ZM232 182V181H231ZM236 182H237V180H236ZM249 182V181H248ZM247 182V183H248ZM27 183H29V184H27ZM33 183H36V184H34V186H33ZM72 183L75 185L74 187H72L73 185H71V187H72V189H73V191L71 192V190H69L70 191V193H72L73 194V192H74V190H76L77 188H76V186H77V184H75L74 183V181H72ZM238 183H239V181H238ZM241 183H243V182H241ZM257 182L255 181L254 182V184H256ZM8 184H9V186H8ZM17 186H16V185ZM18 184H19V187H18ZM21 184H22V186H21ZM57 184L56 185H54V186H56L57 188H58V186H57ZM70 184H71V182H70ZM69 184V185H70ZM82 184V185H81ZM212 184V183H211ZM244 184H246V183H243V185ZM251 184V183H250ZM249 184V185H250ZM253 184V183H252ZM26 185V186H25ZM191 185V186H190ZM215 185H217V183H215ZM241 185V184H240ZM262 185H263V183H262ZM261 185V186H262ZM39 186V185H38ZM65 186H67V185H65ZM86 186V187H85ZM90 186H94V187H96V188H93V187H91L90 188ZM98 186V187H97ZM187 186V185H186ZM214 186V185H213ZM219 186V185H218ZM217 186V187H218ZM238 186V185H237ZM242 186V185H241ZM246 186V185H245ZM252 186V185H251ZM250 186V187H251ZM255 186V185H254ZM259 185H256L255 187H258ZM26 187V188H25ZM40 187V188H41ZM46 187V188H45ZM82 187L84 188V189H86L85 191H84V189L82 190ZM89 187V189H92V190H90L91 191V193H90V191L88 190L87 191V188ZM100 187V188H99ZM181 187H183V188H181ZM244 187V186H243ZM250 187H247L249 190H250ZM255 187H251L252 189L254 188L255 189ZM260 187V186H259ZM2 189H3V187H1ZM0 188V189H1ZM16 190H15V189ZM33 188H30V189H33ZM52 188H55V187H52ZM164 188V187H163ZM192 190H191V189ZM215 188V187H214ZM220 188H221V186H220ZM228 188V187H227ZM227 188H225V189H227ZM229 188H231V187H229ZM241 188V191H242V187H240ZM245 188V187H244ZM245 189V190H248V189ZM22 189H24L23 191H22ZM34 189H33V191H34ZM47 189V190H46ZM79 189V190H80ZM185 190V192H186V194L188 193L189 194V192H193V195H191L190 196V194L188 195V196H183L184 195V193H183V191L182 190ZM188 189H190V190H188ZM259 190H260V188H258ZM264 189V188H263ZM96 190H98V191H96ZM214 190V189H213ZM235 190H237V189H234L233 191H235ZM262 190V189H261ZM4 191V192H3ZM22 191V192H21ZM53 191H55L54 193H53ZM84 191V192H83ZM189 191V192H188ZM211 191V190H210ZM216 191L218 192V190H216L215 189V191H213V193H214V195H215V193H216ZM221 191H222V188H221ZM220 191V192H221ZM229 191V190H228ZM227 191V192H228ZM231 191V190H230ZM229 191V192H230ZM233 191H231V192H233ZM240 191V190H239ZM244 191V190H243ZM256 191H257V189H256ZM21 192V194L23 193V194H25L24 196L25 197H20L21 199H19V196L21 195V194H19ZM27 192H28V194L29 195H26L27 194ZM51 192V193H50ZM90 194H89V193ZM129 192V193H128ZM229 192L227 193L228 195H229ZM253 192V191H252ZM262 192H264V191H262ZM35 193V192H34ZM44 193V194H43ZM50 195H49V194ZM69 193V194H70ZM78 193V192H77ZM77 193H74V194H76V197H77ZM86 193H88L86 196L88 197V198H90V196L89 195H91V201H88V199L86 200V196H85V194ZM93 193H96V194H93ZM97 193H99V195L97 194ZM163 193V192H162ZM183 193V194H182ZM241 193V192H240ZM259 193V192H258ZM31 194V195H30ZM51 194H54V195H51ZM71 195L72 197L71 198H74L75 199V195ZM82 194H84L83 196H82ZM208 194V193H207ZM217 194V193H216ZM226 194V195H227ZM234 193H232V196L234 197V195H233ZM235 194H237V192L235 193ZM18 195V196H17ZM93 195H96L95 196V198L94 197H92ZM98 195V196H97ZM165 195V194H164ZM197 195V194H196ZM221 195V194H220ZM219 195V196H220ZM222 195L223 196H225L223 193H222ZM238 195V194H237ZM17 196V197H16ZM45 196V197H46ZM49 196V197H48ZM53 196H55L54 198H53ZM74 196V197H73ZM100 196V197H99ZM183 196V197H182ZM230 196V195H229ZM229 196H226V197H229ZM238 196H240V194L238 195ZM4 197H8V196H6V195H4ZM28 197V198H27ZM32 198V200L33 201H42L43 203L42 204H46V200L48 201L47 203H48V209L45 207V206H47V204L43 207L42 205L41 206H39V208H37L38 207V205L36 204L35 206H37L36 207V209L34 208H32V212H30L29 213V215H31V217L29 216L28 217V213H24L25 211H24V206L23 205H25V208H26V210H28L27 212H29L30 210L29 209H31V206H34L33 204L31 205V202L33 203V201H31V198ZM52 197V198H51ZM99 197V198H98ZM187 197H190L191 199H189L188 198V201L185 199V198ZM200 197V196H199ZM208 197V196H207ZM222 197V196H221ZM233 197H230V198H233ZM263 197H264V194H263ZM2 197L0 196V199H1ZM16 198L18 199V200H16ZM49 198H50V201H52V202H49ZM92 198H93V200H92ZM218 198H220V197H218ZM223 198V197H222ZM236 198H238V197H236ZM25 199V200H24ZM30 199V200H29ZM63 199H65L64 201H63ZM95 199V200H94ZM179 200V201H182V200ZM197 199V198H196ZM199 199L200 198H198V200L197 201H199ZM214 199V198H213ZM213 199H210V201H212ZM228 199V198H227ZM235 199V198H234ZM19 200H21V201H19ZM27 200V201H26ZM30 201V203H28V204H26V202H29ZM71 200V199H70ZM79 200V199H78ZM85 200L87 201V202H85ZM90 200V199H89ZM164 200V199H163ZM221 200V199H220ZM240 200H243V199H240ZM240 200H238L239 202L237 203V204H239L240 203ZM54 201V202H53ZM75 201V200H74ZM108 201H110V202H114V203H117V204H114L113 203V205L111 204L110 205V207L112 208V206H115V207H113L114 209V213H115V216H117V218L116 217H114V215H112V218H110L111 220V222L109 223L108 222V220H104L105 219V213L106 212H104V214H102V212L104 211L103 209L105 208V207H107V204L108 203H110V202H108ZM193 201V202H192ZM222 201H226L225 199H223ZM228 201V200H227ZM231 201H233V200H230L229 202H231ZM248 201V200H247ZM246 201V202H247ZM250 201V200H249ZM255 201V205H256V200H254ZM45 202V203H44ZM70 202V201H69ZM82 202V201H81ZM82 202V203H83ZM97 202V203H96ZM107 202V204H106V206H105V204L104 203H106ZM176 202H178V201H176ZM183 202V201H182ZM186 202L184 203V205L186 204ZM209 202V201H208ZM220 202V201H219ZM229 202H227V203H229ZM237 202V201H236ZM243 202V201H242ZM263 202V204H264V201H262ZM261 202V203H262ZM14 203V204H13ZM18 203V204H17ZM22 203V204H21ZM51 203V205L53 204V206H51V205H49ZM60 203H62V204H60ZM73 203V202H72ZM75 203V202H74ZM80 203V202H79ZM96 203V205L98 204V203H100V204H98L97 206H100V207H98L99 208V210H98V213L100 214V216H101V214H102V216H104V218L102 219V216L100 217V216H98V213H96V211H95V208L97 209V207L94 205ZM154 203V204H153ZM210 203H212V202H210ZM210 203H208V205L210 206ZM217 203H218V201H217ZM221 203V202H220ZM225 204H226V202H224ZM233 203V202H232ZM234 203H235V201H234ZM247 203H249V202H247ZM250 203H251V201H250ZM29 204H30V206H29ZM76 204V203H75ZM165 204V203H164ZM167 204V203H166ZM214 204V203H213ZM229 204H231V203H229ZM229 204H227V205H229ZM243 204V203H242ZM1 205V204H0ZM15 205H17V206H23L22 208L21 207H16ZM58 205V208H56V206ZM66 208V210L64 209V208H62L63 206ZM69 205V204H68ZM67 205V206H68ZM187 204H186V206L185 207H187L188 209H189V207L191 206H188ZM207 205V206H208ZM215 205V204H214ZM221 205V204H220ZM223 205V204H222ZM240 205V204H239ZM250 205V204H249ZM254 205V206H255ZM60 206V207H59ZM70 206V205H69ZM73 206L74 205H72V208H73ZM74 206V207H75ZM89 206V207H88ZM95 208H94V207ZM104 207L103 209H102V207ZM108 206H109V204H108ZM165 206V205H164ZM193 206V205H192ZM213 206V205H212ZM211 206V207H212ZM247 206V205H246ZM245 206V207H246ZM252 206H253V204H252ZM263 206V205H262ZM30 207V208H29ZM49 207H51L50 209H49ZM53 207V208H52ZM71 207V206H70ZM215 207H217L218 208V205H216ZM219 207H221V206H219ZM225 207H226V205H225ZM232 208H234L233 207V205L231 206ZM250 207V206H249ZM261 207V206H260ZM264 207V206H263ZM6 208V209H5ZM9 208V209H8ZM17 208V209H16ZM22 210V213H21V210ZM27 208H29V209H27ZM43 208V209H42ZM54 208L55 209H57V211H58V213L57 212H53V210H54ZM62 209V211H60V209ZM88 208H90V209H88ZM93 208H94V210H93ZM100 208H101V212H100ZM167 208H169V207H167ZM190 208H192V207H190ZM209 209H210V207H208ZM213 208V207H212ZM222 208L223 209H225L223 206H222ZM227 208H230V205L229 206H227L226 207V209ZM238 208L240 209V207L238 206ZM244 208V207H243ZM247 208V207H246ZM5 209V210H4ZM8 209V210H7ZM13 209V210H12ZM42 209V210H41ZM47 210L46 212L44 211V210ZM87 209H88V211H87ZM165 209V208H164ZM177 208H175V211H173L172 209H170V210H172L173 212H175V215H174V217H175V219L174 218H172L173 220H175V225L178 227V228H180V226H182V223H185L184 221H186V220H184L185 219V216H184V219H180V216L181 215H179L178 213H177V210H176ZM214 209V208H213ZM225 209V210H226ZM245 209V208H244ZM250 209H251V207H250ZM256 209V208H255ZM258 209V211H259V208H257ZM263 208H261V210H262ZM10 210V211H9ZM12 210V211H11ZM15 210V211H14ZM16 210H18L17 211V213H16ZM33 210H37V211H33ZM38 210L39 211H41V212H38ZM65 210V211H64ZM76 210V209H75ZM117 210V209H116ZM169 210V211H170ZM190 210V209H189ZM193 210V209H192ZM233 210V209H232ZM235 210V209H234ZM236 210H238L237 208H236ZM235 210V211H236ZM248 210V209H247ZM252 210V209H251ZM5 211V212H4ZM6 211H7V213H6ZM9 211V212H8ZM13 211H14V213H13ZM52 211V212H51ZM88 212V214H86L87 212ZM93 211V212H92ZM126 211V210H125ZM167 211V210H166ZM181 211V210H180ZM230 211V212H229ZM239 211V210H238ZM250 211V210H249ZM248 211V212H249ZM254 211V210H253ZM255 211H257V210H255ZM257 211V212H258ZM263 211V210H262ZM38 212V213H37ZM45 212V213H44ZM173 212H171L172 214H173ZM241 212H243V210L241 211ZM246 212V211H245ZM245 212H244V214H245ZM9 213H11L10 215H9ZM56 213V214H55ZM78 213H80V212H78ZM95 213H96V215H95ZM122 213H123V215H122ZM126 213H128L127 211H126ZM168 213H170V212H168ZM180 213V212H179ZM228 213H233V211H231V209H228ZM235 213V212H234ZM233 213V214H234ZM254 214H255V212H253ZM261 213V212H260ZM16 214H17V216H16ZM19 214V215H18ZM23 214V215H22ZM27 214V218L26 219H23V218H21V219H19L18 218V216L19 217H23V216H25V215ZM40 214H38V218H39V220H41L42 218V216L40 217ZM64 214H66V213H64ZM90 214H92V215H90ZM108 214V213H107ZM112 214H113V212H112ZM166 214V213H165ZM232 214V215H233ZM236 214V213H235ZM242 214V213H241ZM243 214V215H244ZM247 214V213H246ZM22 215V216H21ZM67 215H70V211H69V214H68V211H67ZM72 215H74V214H71V219H67V218H69V217H66V216H64V215H62V217L64 216V218H66L67 220H69V221H67V220H63V221H67V225L69 224V225H71V226H69L68 225V227H65L63 224H65V222L62 224V227H60V228H63L64 230L62 231L61 229L60 230H58V231H55V232H57L56 234H58V232L60 233V234H62V233H64L67 229V231H68V233H67V235L69 234L70 235V233L73 235V233L75 234V232H77V228L78 227H74V226H77L78 224H81V225H78L79 226V228L78 229H80V227L81 226H83L84 225V222H83V216L81 217V219L82 220H79V222L78 221H76V224L73 226V229L71 230V228H72V225H73V222L71 221V220H74V218L73 217H75V216H77V215H75V216H73L72 217ZM79 215V214H78ZM109 217H111V213H109ZM122 215V216H121ZM183 215H184V213H183ZM239 215V214H238ZM251 216V212H250V214H247V216ZM92 216V217H91ZM97 218H96V217ZM124 216V217H125ZM133 216V215H132ZM167 216V215H166ZM176 216H178L179 217V219L181 220V222H180V220H178L179 222H180V224L179 225H177L176 224V222L177 223H179L178 221H177V219H178V217L176 218ZM230 216H231V214H230ZM253 216V215H252ZM251 216V219L253 218V217H255V216H253L252 217ZM261 216V215H260ZM259 216V217H260ZM14 217V218H15ZM26 217V216H25ZM24 217V218H25ZM35 218H33V219H35V222H37V215H35L34 216ZM87 217H85V219H89V218H87ZM99 217H100V220H102L103 221V223L101 222V221H99ZM108 217V215L106 216V218ZM109 217L107 218V219H109ZM122 217V218H121ZM128 217H129V215H128ZM182 217V216H181ZM231 217H234V216H231ZM242 217V216H241ZM246 217V216H245ZM256 217H258V213H257V216ZM12 218H13V216H12ZM51 218L49 219L48 218V220H45L44 222H43V220H41V221H39L37 224H39V223H43V225L41 226V224L40 225H38V226H40L39 228H42V230H39V229H37V231H36V229L35 230H32V232L33 231H36L35 233H37V232H41L42 234H44L45 233V231L48 233V235H49V233L51 234V230H50V228H52V230H54V228L52 227V225L51 224H53L50 220H51ZM96 218V221L94 220ZM125 218H127V217H125ZM171 218V217H170ZM183 218V217H182ZM247 218V217H246ZM3 219V220H2ZM16 219V218H15ZM23 219V220H22ZM29 219V220H30ZM33 219H31V220H33ZM127 219H129V218H127ZM126 219V220H127ZM131 219H135L134 217L132 218L131 217ZM144 219H141V218H139V220H144ZM187 219V222H188V218H186ZM229 219V218H228ZM232 219V218H231ZM234 219V218H233ZM237 219V216H236V218H235V220ZM249 219H250V217H249ZM248 219V220H249ZM261 219V218H260ZM21 221V223H20V221ZM28 220V219H27ZM113 220V221H112ZM120 220V221H121ZM125 220V219H124ZM125 220V221H126ZM172 220V222H173V225H174V221ZM241 220V219H240ZM253 220L254 221H250V222H253V223H251V225H249V227L252 229V231H254V228H256L257 227V224H258V221H259V218L257 219H254L253 218ZM262 220H264V219H262ZM4 221V222H3ZM6 221L7 222H9L8 224H5L6 223ZM10 221H12V222H10ZM16 221H17V224H19L20 223V225L22 224L23 226H20V228L17 226V224H16ZM19 221V222H18ZM47 221H49V222H47ZM81 221H82V223H81ZM85 221H87V220H85ZM92 221V222H91ZM94 221V222H93ZM108 222V223H106V222ZM132 221V220H131ZM136 221V220H135ZM145 221V220H144ZM241 221H243V220H241ZM244 221H245V219H244ZM243 221V222H244ZM27 222H29V221H27ZM27 222H26V224H27ZM31 222V221H30ZM69 222V223H68ZM71 222V223H70ZM77 222H78V224H77ZM95 222H98L95 226L93 225V224H95ZM99 222H101V224H103V225H100L101 227H99ZM122 222V221H121ZM133 222H134V220H133ZM137 222H139L138 221V218H137ZM233 222V221H232ZM242 222V223H243ZM250 222H249V224H250ZM12 223V224H11ZM16 225H15V224ZM32 223H34L33 221H32ZM45 223H49L48 225L50 226V228H49V226L47 225V224H45ZM55 223V222H54ZM93 223V224H92ZM135 223V222H134ZM144 222H142V224H143ZM167 223H169L168 222V219H167ZM189 223H190V225L193 223L192 221L190 222L189 221ZM238 223V220H236V223L234 224V223H231V224H234L235 225V227H236V230L237 229H239V227H241L240 225H239V223H238V228H237V226H236V224ZM242 223H241V225H242ZM30 223H28V226H30L29 225ZM37 224H35L34 223V225L33 224H31L32 226H35V225H37ZM55 224H57V223H55ZM108 225V226H110L109 224H113V226L111 225V227H109V228H112V227H114V230L113 229H109V228H105L106 227V225ZM145 225H147L146 223H144ZM143 224V225H144ZM244 224V223H243ZM263 224V225H262ZM9 225H12L13 227H14V231H12L13 230V228H12V226H10V227H8ZM46 225V226H45ZM54 225V224H53ZM66 225V226H67ZM90 225V226H89ZM93 225V226H92ZM104 225H105V227H104ZM139 224H137V226H136V224H134V226L135 227H139L138 226ZM142 225V226H143ZM144 225V226H145ZM147 225V226H148ZM172 225V224H171ZM175 225H174V227H175ZM185 226H182L181 228H183L182 230H181V228L179 229V230H181L182 232H183V234L185 233V234H187L188 233V231H189V229H186L187 227H186V224H184ZM187 225H188V223H187ZM211 225V224H210ZM234 225L232 226V227H234ZM246 225V224H245ZM244 225V226H245ZM248 225V224H247ZM1 226V225H0ZM15 226H16V228H15ZM85 226V225H84ZM83 226V227H84ZM107 226V227H108ZM141 226V225H140ZM141 226V227H142ZM144 226H143V229H144V231L146 230V232H143V233H141L140 231H141V229H137V230H140L139 231V233H141V235H144V236H146V233H147V230L150 232L151 230H149V227H148V229H145V228H147V227H145L144 228ZM168 226H169V224H168ZM243 226V225H242ZM19 229H18V228ZM22 227V228H21ZM55 227H56V225H55ZM58 229H59V224H58ZM56 227V228H57ZM102 228L103 227V229L100 231V230H98V228ZM134 227V228H135ZM140 227V228H141ZM177 227L176 228H174V230L175 229H177ZM185 227V228H184ZM203 227V226H202ZM205 227V226H204ZM207 227V226H206ZM234 227V228H235ZM260 229H261V231H263L262 233H263V235H264V221H262V223H260L259 224V226H258ZM8 228H10V230H11V232H10V230H8L7 231V229ZM12 228V229H11ZM26 228V229H25ZM37 228V227H36ZM48 228V229H47ZM69 228H70V230H69ZM111 230V234H108L109 232L108 231H103V230ZM189 228V227H188ZM200 228V227H199ZM208 228V227H207ZM206 228V229H207ZM230 228H231V226H230ZM229 228V229H230ZM259 228H256L258 231H260L259 230ZM18 229V230H17ZM25 229V230H24ZM34 229V228H33ZM44 229V230H43ZM76 231H75V230ZM84 229V228H83ZM142 229V230H143ZM171 229V228H170ZM188 230V231H186V230ZM192 229H196V227H194V228H192ZM198 229V228H197ZM196 229V230H197ZM205 229V230H206ZM241 229H242V227L240 228V231H241ZM244 229H245V227H244ZM250 229V230H251ZM263 229V230H262ZM19 230V231H20ZM50 230V231H49ZM81 230V229H80ZM85 230V229H84ZM98 230V231H97ZM168 230H169V228H168ZM202 230H204V229H202ZM201 230V231H202ZM204 230V231H205ZM232 230V229H231ZM250 230L249 231H247L245 234H244V232L245 231H241L242 233H243V235L244 236H242V237H244L245 238V236H246V238L248 239V236L251 234L250 233ZM15 231V232H16ZM42 231H44V232H42ZM69 231H70V233H69ZM75 231V232H74ZM79 231V230H78ZM87 231L88 232H90L88 229H87ZM99 231H100V233H103V236L102 235H100V233H99ZM114 231V232H113ZM122 231H124V230H122ZM153 231V232H154ZM170 231V230H169ZM193 231H195V230H193ZM200 230H199V234H200V232H201ZM234 231H235V229H234ZM251 231V232H252ZM260 231V232H261ZM1 232V231H0ZM9 232H10V235H9ZM31 231L29 232L30 234L32 233ZM54 232V231H53ZM85 232V231H84ZM95 232H96V234H95ZM97 232H98V234H97ZM106 232H107V234H106ZM121 232V231H120ZM124 232H128V231H124ZM131 232H133V231H129V233H131ZM176 232H178V233H182V232H180V231H176ZM203 232V231H202ZM233 232V231H232ZM2 233V232H1ZM8 233V234H7ZM34 233V234H35ZM39 233H37V234H39ZM40 233V234H41ZM94 233V234H93ZM123 233V232H122ZM234 233H236V232H234ZM242 233H241V235H242ZM256 233V232H255ZM254 232H253V234H255ZM15 234V233H14ZM39 234V235H40ZM80 234H81V231H80ZM117 234V235H116ZM125 234V233H124ZM124 234H119L120 236L122 235H124ZM171 234V233H170ZM195 234H198V233H196L195 232ZM17 234H15V236H16ZM46 235V237L48 236L47 234H44V236ZM52 236H53V234H51ZM72 235H70V236H72ZM129 236L131 235V234H128ZM127 234H125V236H128ZM187 235H190V233H188ZM193 235H194V233H193ZM241 235H238V237H241ZM262 234H261V236H259L261 239H263L264 240V236H263ZM25 236V235H24ZM30 237L32 236V234L31 235H29ZM29 236H26V237H28L31 241H32V239L29 237ZM34 237H37V238H35V243L37 244V242L39 241V239H38V235H33ZM32 236V237H33ZM41 236V235H40ZM43 236V235H42ZM56 236V235H55ZM59 236V235H58ZM78 236V235H77ZM81 236V235H80ZM85 236H86V234H85ZM125 236H123L124 238H125ZM133 236V235H132ZM135 236V235H134ZM133 236V237H134ZM136 236H137V234H136ZM149 236V235H148ZM170 236V235H169ZM251 236H254L255 237V235H251ZM250 236V237H251ZM256 236H257V234H256ZM0 237H2V235L0 234ZM4 237H6V236H4ZM51 237V236H50ZM50 237H48V238H50ZM57 237V236H56ZM233 237V236H232ZM235 237V236H234ZM236 237H237V234H236ZM241 237V238H242ZM249 237V238H250ZM8 238V237H7ZM11 238H13V237H11ZM18 238V237H17ZM28 238H26L27 239V241H28ZM43 238V237H42ZM41 238V239H42ZM47 238V239H48ZM52 238H54V237H52ZM52 238H50V239H52ZM77 238V237H76ZM75 238V239H76ZM115 238V239H114ZM118 238H119V236H118ZM123 238V239H124ZM255 238H258V237H255ZM1 239L2 238H0V241H1ZM14 239H15V237H14ZM20 239V238H19ZM38 239V240H37ZM122 238L120 237V240H121ZM122 239V240H123ZM131 239H133V238H131L130 237V239L128 238V239H126V240H123V242L126 244V243H128V241L129 242H131V241H133V240H131ZM137 239V238H136ZM135 239V240H136ZM232 239V238H231ZM252 239H253V237L250 239V245H249V249L250 250H248L247 252H244V250H246V249H244L243 250V248H244V244H239L238 242H237V246L239 245V248L237 247V246H235V248L237 249L238 248V252L239 253H237V254H242V255H244V257L243 258H241V260H243L244 259V261H248V262H252L251 264H253V259H255V263L254 264H256L257 263V259H256V257L254 258L253 257V255L255 256V254H257L258 256L259 255H263V253H264V241L262 242L261 241V243H260V241L258 242V241H254V239H253V241H252ZM8 240H10V239H8ZM22 240H23V238H22ZM25 240V239H24ZM34 240V239H33ZM37 240V241H36ZM46 240V239H45ZM49 240V239H48ZM119 240V239H118ZM131 240V241H130ZM167 240V239H166ZM179 241H181L182 239H178ZM237 240V239H236ZM246 240V239H245ZM5 241H7V240H5ZM12 241V240H11ZM10 241V242H11ZM26 241V240H25ZM24 241V242H25ZM44 241V240H43ZM43 241H42V243H43ZM52 242H53V240H51ZM168 241V240H167ZM242 241V240H241ZM243 241H244V239H243ZM242 241V242H243ZM252 241V242H251ZM9 242V241H8ZM9 242V243H10ZM12 242H14L15 243V241H12ZM17 242V241H16ZM20 242V241H19ZM45 242V241H44ZM48 242V241H47ZM46 242V243H47ZM138 242V243H137ZM234 241H232L231 243H233ZM236 242V241H235ZM235 242L233 243V245L235 244ZM245 242V241H244ZM249 242H248V244H249ZM6 243V242H5ZM14 243H13V246H14ZM28 243V242H27ZM51 243V242H50ZM86 242H85V240H84V242L82 241V250H79V251H82L81 252V254H82V256H84L85 255V247H84V244H85ZM142 243V244H143ZM168 243V242H167ZM247 243V242H246ZM252 243V244H251ZM258 243V244H257ZM2 244V243H1ZM22 244V243H21ZM23 244H25V246H26V243H23ZM32 245H36V244H34V243H31ZM40 244H41V242H40ZM44 244V243H43ZM42 244V245H43ZM109 244H114L113 246H111V245H109ZM124 244V245H125ZM129 244V243H128ZM169 244V243H168ZM172 244V243H171ZM227 244V243H226ZM45 245V244H44ZM44 245H43V247H44ZM47 245V244H46ZM45 245V246H46ZM86 245V244H85ZM106 245V246H105ZM108 245V246H107ZM116 245V246H115ZM141 245V244H140ZM179 244H177V249L179 248H181V250L182 249H185V247H179V246H181V245H179ZM242 245H244V246H242ZM22 245H20V247H21ZM29 246H30V244H29ZM106 247V249H105V247ZM231 246V245H230ZM240 246L241 247H243L242 249H241V251L243 250V253L239 250L240 249ZM5 247V246H4ZM11 247V246H10ZM23 247V246H22ZM37 247H38V245H37ZM42 247V246H41ZM47 247H48V245H47ZM50 247H54L53 245L52 246H50ZM108 247H111V249L110 248H108ZM133 248V250L131 249V248ZM134 247H135V245H134ZM143 247V248H144ZM170 247V246H169ZM253 247H255V249H256V247H257V250H255ZM1 248V247H0ZM18 248V247H17ZM26 248H27V246H26ZM39 248V247H38ZM49 248V247H48ZM52 248H50L51 250H52ZM57 248V247H56ZM55 248V249H56ZM142 248V247H141ZM140 248V251H142V254L144 253L145 255H148L149 256V251L148 250H144L145 252H147V253H145V252H143V248L141 249ZM154 248V249H153ZM167 248H168V246H167ZM219 248V247H218ZM231 247H229V249H230ZM7 249V248H6ZM16 249V248H15ZM25 249V248H24ZM28 249H30V247L28 248ZM36 249V248H35ZM34 249V251L35 252H37L36 250H38V249H36L35 250ZM41 250H44L43 248H40ZM69 249V248H68ZM97 249V250H98ZM107 249H110V251L109 250H107ZM170 249V248H169ZM217 249V248H216ZM227 249V248H226ZM8 251H9V249H7ZM14 250V249H13ZM20 250V249H19ZM33 250V249H32ZM106 250V251H105ZM125 250V249H124ZM180 250V251H181ZM196 250V249H195ZM194 250V251H195ZM214 250V249H213ZM217 250H219V249H217ZM216 250V251H217ZM221 250V249H220ZM3 251V250H2ZM24 251V250H23ZM39 251V250H38ZM49 251V250H48ZM55 251H57V250H55ZM69 251V250H68ZM100 251V250H99ZM109 251V252H108ZM129 251H133V252H130L129 253ZM153 251H151V252H153ZM179 250H178V254H179V256L180 257H178L179 259V263L180 264H185L186 263V260H185V256L187 255V250L185 249V252L182 250V252H180ZM197 255L199 254H201L200 252L201 251H199L198 249H197ZM232 251H234L233 249H232ZM5 252V251H4ZM11 252V251H10ZM13 252V251H12ZM11 252V253H12ZM15 252V251H14ZM18 252V251H17ZM29 252H31V251H29ZM28 252V253H29ZM43 252V251H42ZM45 252V251H44ZM43 252V253H44ZM50 252V251H49ZM58 252V251H57ZM56 252V253H57ZM74 252V251H73ZM98 252V251H97ZM104 252H106L107 254H105ZM196 252V251H195ZM208 252V251H207ZM212 252H214V251H212ZM231 252V251H230ZM237 252V251H236ZM6 253V252H5ZM24 253V252H23ZM27 253V252H26ZM40 253H41V251H40ZM43 253H41V254H43ZM46 253V252H45ZM45 253H44V257H45ZM48 253V252H47ZM46 253V254H47ZM64 253V252H63ZM75 253V252H74ZM110 253V254H109ZM113 253V254H112ZM140 253V252H139ZM138 253V255H140ZM181 253H182V255H181ZM186 253V255H183V254H185ZM203 253V252H202ZM208 253H210V252H208ZM207 253V254H208ZM217 253V252H216ZM220 253V252H219ZM7 254V253H6ZM5 254V255H6ZM16 254V253H15ZM39 254V253H38ZM52 254V253H51ZM54 254H55V252H54ZM58 254V253H57ZM57 254L55 255V256H57ZM66 254V253H65ZM72 254V253H71ZM80 254V253H79ZM98 254V253H97ZM98 254V255H99ZM111 254H112V256L114 255V254H116V255H114L117 259H120L121 261H117V259L115 258V257H111ZM141 254V255H142ZM143 254V255H144ZM193 255L195 254L194 252L192 253ZM196 254L194 255L195 257H196ZM230 254V253H229ZM231 254H232V252H231ZM4 255V256H5ZM10 255V254H9ZM13 255V254H12ZM21 255H22V252H21ZM26 255H28V254H26ZM35 255H37V254H35ZM53 255V254H52ZM51 255V256H52ZM67 255H69V254H67ZM97 255V256H98ZM117 255H119V258L117 257ZM143 255L141 256L142 258H143ZM202 255V254H201ZM200 255V256H201ZM234 255V254H233ZM3 256V257H4ZM15 256V255H14ZM17 256H19L18 254L16 255V257ZM23 256V255H22ZM30 255H28V257H29ZM31 256H33L32 254H31ZM38 256V258H41L39 255H37ZM54 256V255H53ZM52 256V257H53ZM66 256V255H65ZM70 256V255H69ZM73 256V255H72ZM75 256V255H74ZM82 256H80V258L82 257ZM87 256V255H86ZM107 256H109V257H107ZM147 256V257H148ZM181 256H183L182 257V259H181ZM208 256H209V254H208ZM207 256V257H208ZM231 256V255H230ZM238 255H236V257H237ZM252 256V260H250L249 261V258ZM6 257V256H5ZM15 257V258H16ZM34 257V256H33ZM47 257H49L48 255H47ZM68 257V256H67ZM120 257H122V259L120 258ZM130 259H129V258ZM145 257V256H144ZM147 257H145V258H147ZM192 258H193V256H191ZM198 257V256H197ZM196 257V258H197ZM202 257H203V255H202ZM204 257H206V255H204ZM212 257H214V256H212ZM7 258V257H6ZM51 258V257H50ZM125 258L123 259V261L125 260ZM133 258V257H132ZM141 258V259H142ZM195 258V261L196 260H198V259H196ZM200 258V257H199ZM219 258H221V257H219ZM260 258V257H259ZM263 258V257H262ZM261 258V259H262ZM5 259V258H4ZM24 259V258H23ZM25 259H27V258H25ZM25 259H24V262H25ZM46 259V258H45ZM45 259L43 260V261H45ZM47 259H49V258H47ZM53 259H54V257L52 258V261H53ZM61 259V258H60ZM68 259V258H67ZM74 259V261H75V258H73ZM82 260H84V258H81ZM202 259H204V258H202ZM211 259V258H210ZM217 259H218V257H217ZM233 259H235V258H233ZM237 259L238 258H236V261H237ZM264 259V258H263ZM28 260V259H27ZM26 260V261H27ZM50 260V259H49ZM96 260H98V257L96 258ZM182 261V263H181V261ZM205 260V261H204ZM203 261H202V263H200L199 262V264H209L207 261H206V259H204ZM212 260V259H211ZM213 260H215V258L213 259ZM212 260V261H213ZM232 260V259H231ZM29 261V260H28ZM27 261V262H28ZM34 260H32V262H33ZM36 261V260H35ZM38 261V260H37ZM40 261V260H39ZM38 261V262H39ZM56 261V260H55ZM58 261V260H57ZM56 261V262H57ZM73 260H72V262H74ZM137 261V260H136ZM195 261H193V264H195L194 262ZM199 261V260H198ZM219 261V260H218ZM218 261H215L216 262V264H217V262ZM223 261V260H222ZM224 261H225V259H224ZM228 261H230V259L228 260ZM5 262H6V260H5ZM9 262H11L10 260H9ZM9 262H6V263H9ZM16 262V261H15ZM24 262H22V263H24ZM27 262H26V264H27ZM31 262V261H30ZM47 262V261H46ZM45 262V263H46ZM51 262V261H50ZM54 262V261H53ZM77 262V261H76ZM84 262V261H83ZM125 262V261H124ZM197 262V261H196ZM220 262V261H219ZM235 262V261H234ZM264 262V261H263ZM5 263V264H6ZM17 263H19V262H17ZM16 263V264H17ZM41 262H39V264H40ZM48 263V262H47ZM55 263V262H54ZM79 263H81V264H83L82 262H80L79 261ZM78 263V264H79ZM123 263V262H122ZM121 263V264H122ZM126 263V262H125ZM187 263H189V262H187ZM225 263H227V261L225 262ZM230 263V262H229ZM237 264H240L239 263V260H238V262H236ZM260 263V262H259ZM2 264H4L3 262H2ZM10 264V263H9ZM11 264H13L12 262H11ZM15 264V263H14ZM21 264V263H20ZM25 264V263H24ZM31 264V263H30ZM33 264H35V263H33ZM36 264H38V263H36ZM42 264V263H41ZM49 264H51V263H49ZM53 264V263H52ZM55 264H58V263H55ZM65 264V263H64ZM74 264H76L75 262H74ZM124 264V263H123ZM135 264H137L136 262H135ZM197 264H198V262H197ZM210 264H214V263H210ZM219 264V263H218ZM221 264V263H220ZM232 264H234V263H232ZM245 264V263H244ZM247 264V263H246Z\"/></svg>",
	"mask_w": 264,
	"mask_h": 264
},
{
	"label": "rangeland",
	"instance_id": "2",
	"mask_svg": "<svg viewBox=\"0 0 264 264\" xmlns=\"http://www.w3.org/2000/svg\"><path fill=\"white\" fill-rule=\"evenodd\" d=\"M29 2H27L28 4H29V6H31L30 8L31 9H35V10H31L28 6H27V9H29L30 11H28L29 13V15H30V18L32 17V21H33V24L35 23V25H34V29H36V30H34L33 31V37L35 38V39H46V35H44L43 37H42V35L43 34H46V30H45V28H41L40 26H42V24H43V26L42 27H45L44 26V22H45V20H43L44 22H42L41 20L42 19H44V17L43 16H45L46 15V12H45V10L43 9V8H41V12H42V10H44L43 12V15L40 13V7H39V5H40V3L38 2L39 0H28ZM35 3H34V2ZM74 1H76V3H75V8L70 12V15H69V19H67V24H68V22L71 24H68V27H69V25H70V27H71V30L70 31H72V26L74 27V25L76 26V27H78L79 25H76V24H78V23H80L79 22V19H80V21L86 16V13H87V15H90V14H92L91 12H90V14H89V11H87L85 8H84V6H83V3H82V0H74ZM102 1V0H101ZM100 1V2H101ZM106 1H108V0H105V3H104V5L103 6H101L100 4L101 3H103L104 2V0L101 2V3H98L99 2V0L96 2V3H98V7L97 8H101V7H103V8H101L102 9V11L99 13V11L101 10H97L98 11V13H95V14H97V15H101L102 16V18H104V15L105 14H103L102 15V13L104 12V10H105V7H107L106 8V10H105V12L107 13V11L109 12V11H111V9H110V7H109V9H108V6H109V3L108 2H106ZM128 2H127V4H128V9L130 10L129 11V16H131L130 17V20H132V21H130V23H131V27H132V33H133V48H134V55H135V58H136V67H137V70H138V81H139V90H140V93H141V99H142V101H143V103H144V105H145V107H146V105H147V110H148V112H147V123H148V126L150 125V127L149 128H152V129H149V135H148V140H149V142H150V149H151V156H152V160H153V162H152V164L154 165L153 166V168H154V172H155V177H156V182H157V188H158V197H159V201H160V207H161V209H162V213H163V218H164V221H163V223H164V226H165V229H166V235H165V238L163 239V247H164V251H166V253L168 254V256H169V259H170V263L171 264H180L179 263V258L178 257H180L179 256V254H178V250L180 251L181 250V248L179 249H177V244H179V245H181V246H179V247H182L183 245V247H185V249L187 250V255H186V253L185 254H183V255H186L185 256V260H186V263L185 264H193V261H195V258L196 259H198V260H196L197 262H198V264H199V262L200 263H202V261L204 260V259H206V261L210 264L211 262L212 263H214V264H216V262L215 261H218L217 262V264L219 263H221V264H232V263H234V264H237L236 262H238V260H239V263L240 264H251L252 262L250 261V260H252L251 258H252V256L249 258V261L250 262H246V261H244V259L243 260H241V258H243L244 257V255H242L241 253L240 254H237V253H239L238 252V248H239V245L237 246L236 244H237V242L239 243V244H244V245H242V246H244V248L243 247H241L240 246V251H241V249L243 248V250L244 249H246V250H244V252H247L248 250H250L249 248V245H250V239L253 237V239H254V241L256 240V241H260V243H261V241L263 242L264 240L263 239H261L259 236H261V234L263 235V231H261V229L258 227L259 226V224L260 223H262V221H264V220H262V219H264V204H263V202L262 201H264V197H263V194H264V192H262V191H264V163L263 162H261V161H263L264 160V145H262L263 147H261L260 148V150H259V144H257V145H255V148L257 147V149H258V152H260L262 149V151L261 152H263L262 153V155H261V152L260 153H258L257 152V149L256 150H254L253 151V149L251 150L252 151V153L253 154H255L256 152V156H252L250 153V155L252 156V157H255V160H254V162H252L253 163V166L256 164H258L259 162H261L260 164H258L259 166L261 165V164H263V167L261 166V167H259V166H255V167H258L257 168V170H255V171H257L258 173H256V174H258V175H251L250 173H249V171H251V169H252V171L254 170L253 168H255V167H252V164L250 163L249 164V161L248 162H246V164L248 165V168H249V170H247L248 171V173H246L247 171H245V169H247V168H244V166L246 167V164H243L241 161L243 160V158H245V157H241V156H243V154H246V153H244V149H245V146H248V145H250V143H252L251 141H252V138H251V140L250 139H248L249 137H250V135H249V137H248V135H247V137H244V134H245V136H246V133H244L243 134V131L245 132L246 131V128L245 129H243L244 127H242L244 124L242 123V121H241V123H240V121H238L239 119H242L243 121H244V119L245 118H243L242 116L243 115H248L249 113H250V111H249V113L247 114L246 112L247 111H245L246 109H247V106L248 105H250L249 103H251L252 101L251 100H253L252 98V95L253 94H251V98L249 97V94H248V92H246V93H244L245 95H248V97L250 98V102H249V100H248V98L247 97H245L244 99L245 100H247L246 101V105H244V103H241V101L242 100H240V99H238V97H241L240 95H243V93H242V91H241V93L242 94H240V92L238 91V90H240V89H245L244 88V84H245V82L246 81H249V80H245V82H244V79L243 78H241V77H244L245 79H246V75H247V73L246 72H248V75H249V72L252 74V72H251V70H253V73H255L254 71H255V69L253 68V67H251V69H250V67L248 68L249 69V71H248V69H245V68H243V61L246 59V57L248 58V59H251V62H253V63H255L254 61V57L256 58V55L254 56V54L253 53H257L256 52V49H255V45H254V43L253 42H247L246 44H245V42L243 41L244 40V35H243V33L239 30V28H238V24H237V22L235 21L236 20V17L240 14V13H236L235 14V12H237V11H239V12H241V10L240 9H242L241 8V3H240V1L239 0H237L238 1V3H237V1L235 2V1H233L234 3H235V5H231V4H233V3H231V4H229V2H231V1H227L228 2V4H229V6H228V4H226L227 5V7H225L226 5H225V1H224V4H223V0H215L216 2H217V4H216V2H214V0H185V2H183V0L181 1H176V0H158V2H157V0H154L155 1V4H156V2H157V4L156 5H160V4H158V3H160V2H162L163 1V5H162V3H161V7H163V6H165V7H167V9L165 10L164 9V11L166 12V11H168V14H169V12H170V14L172 13V9L174 10V12H173V14L175 13V12H177L178 10H183V12H191L193 15H194V18L195 19H193V20H195V21H191V20H189L188 22H190V23H188L187 21H185V20H183V19H181L179 22H172L173 24H175V25H171V22H169V21H167L168 19L167 18H165L166 16H169V15H167L165 12H160V11H163V10H161L160 8V6L158 7V9H153V10H151L152 8H156L157 6L154 4V6H156V7H154V6H152L153 5V0L151 1H149V3H150V5H144V4H147V2L148 1H146V3H143L144 1H142V0H138V1H141V4H143L144 6L143 7H145V8H141L142 6H141V4H140V2H139V7H138V9L140 8V12L142 13L143 12V9L144 10H148L147 8H149V12L148 13H146L147 15L150 13V16H151V12L150 11H152V12H154V13H156L157 11H159V13L157 12V16H156V14L154 15V19H153V17H152V19L154 20L153 22H155L156 24L158 23L157 21H159L160 23L158 24V26H161L160 28L161 29H163V30H161V32L159 33V31H158V28L156 29L155 28V26H156V24L155 23H153V22H151V18H150V22L152 23V24H150L149 23V25H150V27L148 26L147 28H149V31L146 29L145 31H144V27L145 26H147L144 22L145 21H148L149 22V20L146 18V20L144 21L143 20V18L146 16V14L143 16L142 15V17H141V15H139L138 14V9H136V11H135V14H136V12H137V16L138 17H140V19H142L141 21L137 18V16H136V18L135 19H137L136 21H138V23L134 20V17L133 16H135V15H132V9H131V5H130V3L132 4V2L130 1V0H127ZM160 1V2H159ZM170 1H172L171 3H170ZM175 1V2H174ZM208 3H207V2ZM33 2V3H32ZM37 2V3H36ZM81 2V3H80ZM169 4V7L167 6V3ZM177 2V3H176ZM192 2V3H191ZM196 2V3H195ZM226 2V3H227ZM173 3V4H172ZM174 3H176V4H174ZM179 3V5H177ZM187 3H189L188 5H187ZM191 3V4H190ZM204 3H206V4H204ZM210 3H212L211 4V7H210ZM214 3V4H213ZM218 3H220V4H218ZM27 4V5H28ZM32 4L34 5V7L36 6V8H37V6L39 7V8H34V7H32ZM39 4V5H38ZM108 4V6H106ZM152 4V5H151ZM181 4V5H180ZM240 4V5H239ZM77 5H78V7H77ZM81 6V8H80V6ZM133 5V4H132ZM215 5V6H214ZM223 5H225V6H223ZM239 5V6H238ZM148 6V7H147ZM181 6V7H180ZM206 6V7H205ZM219 6V7H218ZM221 6V7H220ZM233 7V9L235 8V6L236 7H240V8H235V9H237V11L235 10V12H234V10L233 9H231L230 7ZM42 7V6H41ZM152 7V8H151ZM175 7H176V9H175ZM224 7H225V9H224ZM80 8V9H79ZM151 8V9H150ZM171 8V9H170ZM181 8V9H180ZM207 8V9H206ZM209 8H211V9H209ZM216 8H217V10H218V12H216L217 10H216ZM84 9V10H83ZM163 9V8H162ZM190 9V10H189ZM203 9V10H202ZM212 9H213V11H212ZM227 9V10H226ZM239 9V10H238ZM77 10H78V12H77ZM81 10V12H79ZM135 10V9H134ZM155 10H157L156 12H155ZM171 10V11H170ZM199 10V11H198ZM210 12H209V11ZM216 10V11H215ZM33 11V12H32ZM83 11H84V13H83ZM86 11V12H85ZM146 11H144V13L146 12ZM227 11V12H226ZM233 13H232V12ZM36 12H37V14L39 15H37L36 14ZM39 12V13H38ZM35 13V14H34ZM110 14H111V12H109ZM109 13H107V14H109ZM140 13V14H141ZM154 13H152V15L154 14ZM162 15H161V14ZM217 13V14H216ZM232 13V14H231ZM85 14V15H84ZM95 14H93V16H96ZM106 14V15H107ZM108 15L107 17L109 18V16H110V18L109 19H107V17L105 18V20H104V24H107V28H108V26H110L109 24L111 23L112 24V21L110 22V20H111V18H112V14L111 15ZM134 14V13H133ZM143 14V13H142ZM166 14V15H165ZM218 16H216V15ZM42 15V16H41ZM51 15H53V13H51ZM50 15V16H51ZM75 15H77V16H75ZM203 15V16H202ZM231 15L234 17V16H236V17H234L235 18V20H234V18H233V20H232V18H230L231 17ZM41 16V17H40ZM80 16H82V19L80 18ZM92 16V15H91ZM92 16V17H93ZM95 17L94 19H100L101 21H99L98 23H103V21H102V19H101V17ZM162 16H164V20L165 19H167L166 21L168 22V23H170L169 25L167 24V22L165 23V24H162L161 25V22H162ZM170 16H172V15H170ZM200 16V17H199ZM208 16V17H207ZM214 16V17H213ZM36 17H38L37 19L34 18ZM52 17V16H51ZM91 17V18H92ZM148 17H149V15H148ZM156 17H157V21H155V19H156ZM220 17V18H219ZM42 18V19H41ZM76 18H78L77 20V22H75L76 21ZM86 18V17H85ZM84 18V21H83V23L84 24H86V25H84L85 27H78V28H73V35H74V32H75V35H74V37H76V38H74L73 37V35H71L72 36V38H74L75 40L74 41H78V40H80L81 39V41H78V42H82V41H84V40H86L87 38H88V36H89V25L90 24H88L89 22L91 23L92 21L94 22V20L93 19H90V18H88V16H87V18L89 19V20H91V21H89L88 23H86L87 21H88V19H85ZM158 18H159V20H158ZM199 18V19H198ZM38 19H39V22H38ZM145 19V18H144ZM200 19H201V21L203 20V19H205V21H204V23L203 24H201L202 22L200 21ZM72 20H73V22H72ZM106 20H108L107 22H109V24L106 22ZM183 20V21H182ZM222 20V21H221ZM133 21H135V22H133ZM207 21V22H206ZM213 23H212V22ZM220 21V22H219ZM41 22V24H39ZM97 22V21H96ZM141 22L142 23H144V25H142L141 24ZM195 22V23H194ZM200 22V23H199ZM219 22V23H218ZM223 24H222V23ZM224 22H227V23H225L224 24ZM230 22L232 23V25H229L230 24ZM73 23H74V25H73ZM82 23V22H81ZM95 23V22H94ZM93 23V24H94ZM163 23H164V21H163ZM183 24V26L184 27H182V24ZM185 23V24H184ZM189 25H188V24ZM194 23V24H193ZM197 23V24H196ZM205 23H207V24H205ZM211 23V24H210ZM234 23V24H233ZM92 24V23H91ZM135 24V25H134ZM178 24H181V25H179V27H180V29L178 28ZM200 24V25H199ZM212 24H214V25H212ZM215 24L217 25L216 27H215ZM219 24H222V26L221 25H219ZM37 25L39 26V27H37ZM88 25V26H87ZM103 25V24H102ZM102 25H100V26H102ZM194 25H197L198 26V28H199V26H201V25H203L202 27H204V26H210V29H207L208 27H204V28H199V29H203V30H205V31H210V30H212V32L210 31V32H208V34L210 33L211 35L209 36L208 34H207V32H202V30L201 31H196V32H198L197 34L195 33V31H193V33H192V30L190 31V27L191 26H194ZM229 26V28H230V30L229 31H226V32H229V33H227V34H231L230 33V31H231V29L232 28H234L235 30H233V31H231L232 33H233V35H235V37H236V33H237V38L239 39V36H242V38H241V40H237V41H239L238 43L237 42H235V41H232V42H235L236 43V45L233 43L232 44V42H229V44L226 42V44H227V46L226 47H228V46H230V43H231V46L230 47H233V45H235V46H237V45H239V46H241V48L239 47V48H237L236 49V47L234 46L233 48H235L236 50H237V52H238V55H237V52L235 51V49H231L230 47H229V49L230 50H228L224 45H223V43H225V41L224 42H222L224 39L226 40V39H228V36L226 37V35H224L225 37H223V34H221V36H222V38H221V36H219L220 35V32L221 33H224L225 32V28L224 27H226V26ZM233 25H235V27L233 26ZM98 26H99V24H98ZM106 26V25H105ZM135 26L138 28H135ZM138 26H140L141 27V29L143 30L142 32H140L141 31V29H140V27H138ZM151 26L153 27V28H151ZM166 26V27H165ZM171 26V27H170ZM177 26V27H176ZM187 26H189V28H187ZM197 26H195L196 27V29H198L197 28ZM221 26V27H220ZM227 26V27H228ZM37 27V28H36ZM69 27V28H70ZM102 27H104V26H102ZM157 27V26H156ZM163 27V28H162ZM171 28V31L172 32H175L176 33V35H178V34H180V31H182L181 32V37H183L184 36V38L186 39V41H184L185 39L184 38H182L183 40H181L180 38L177 40V38L174 36V34H172L171 33V31H170V29L168 30V28ZM174 27V28H173ZM212 27H213V29H212ZM86 28V31L84 30ZM100 28L101 27H99V31L102 33V35H103V38L105 37L106 39H108V37H111L112 36V34H111V31H110V29L109 30H106V29H104L105 31H107V32H109L110 31V36H109V34L107 33L106 35H105V32L103 31V30H100ZM105 28V27H104ZM111 28V27H110ZM150 28H151V30L153 29V30H157L158 31V33L157 34H155V35H157V36H155L153 33H156L155 31H151L150 30ZM160 28H159V30H160ZM167 29V31H166V29ZM173 28V29H172ZM177 28V29H176ZM185 28H187V29H189V32L187 31V29H185ZM193 28V27H192ZM207 30H206V29ZM216 28V29H215ZM220 28H221V30H220ZM222 28H224L223 29V31H222ZM238 28V30L237 31H239V32H236V29ZM89 29V30H88ZM101 29H103V28H101ZM140 29V31H139V34H136V33H138V31L137 30H139ZM218 29H219V31H218ZM228 29V28H227ZM226 29V30H227ZM42 30H43V32H42ZM75 30V31H74ZM79 30H80V32H79ZM83 30V31H82ZM136 30V31H135ZM180 30V31H179ZM183 30L186 32V34L188 35V36H185V35H183L184 34V32H183ZM216 30V31H215ZM45 31V32H44ZM98 31V34H100V36H102L101 35V33ZM162 31H163V34H162ZM164 31H166V32H164ZM169 31V32H168ZM213 31H214V33H213ZM218 31V32H217ZM42 32V34H40ZM78 32V33H77ZM103 32H104V34H103ZM151 32V33H150ZM177 32H179L178 34H177ZM188 32V33H187ZM191 32V34H189ZM215 32H217V34H215ZM226 32L224 33V34H226ZM234 32H235V34H234ZM35 33V34H34ZM38 33V34H37ZM76 33H77V35H76ZM80 33V34H79ZM140 33H144L145 35L147 34V36L149 35L148 33H150V34H153V36H155L154 37V39L155 40H159L157 43L159 44V46L161 47V42L163 41V40H165V39H163V37L165 36V38H168L170 41H168L169 42V44L168 45H170L171 46V48L170 47H168V48H166L167 50H171L172 51V48L174 47V46H172L171 44H173L174 45V43H175V50H176V43H177V41L179 42L178 44L181 46V50H179L178 51V48L180 47L179 45V47L177 46V51L179 52V53H182V55L184 54L183 52L184 51H186L187 52V55L189 54V53H191V54H189L190 55V57H189V55H188V57H187V55H184L187 59H184L185 57L184 56H180L181 57V60L182 59H184V60H187L186 62L188 63V61H189V63L191 62H193L194 63V66H195V70L193 69V65H190V66H192V68L190 67V66H188V67H190L191 68V70L192 71H189V68L187 67V72L189 73H186V68L184 69V71H183V68H182V72H184V73H180L179 72V70H181V68L180 67H182L183 65H182V61L180 62V59H178V53H176V51L174 52L173 51V53L174 54H176V55H173V56H177V58L175 57V58H172L170 55L171 54H173V53H170V50H169V52L167 53L168 54V56L170 57H168L169 58V62L170 63H172L171 61L173 60V64H176V65H174V70H175V72H176V74L173 72V70L169 67L170 66V64H167V60H168V58H165V60L164 59H162L163 61H165L164 63L166 64H162L163 62H162V60H160V62H162V63H160L159 64V60H156V61H158V64L157 65H160V68L159 69H161V67H162V69H163V75H159V73H160V71H161V73H162V70H157L158 71V74L156 75L155 74V72L153 71L154 69V67L152 66V65H150L152 62H156V61H154L155 60V55L158 57H156V59H160L161 58V56L164 58V57H166V56H164V54L165 53H161L162 51L164 52V50H166L165 48H164V46L162 45V48H160L161 50H160V53H161V56H159V54L157 55V54H155L156 53V51H158V49H159V46H158V44L154 41V40H152V42H154V47H153V43H152V45H151V43H149V41H151L150 40V38L152 37H150V38H147V37H145L146 39H147V41H148V45H149V47H147V48H151V46H152V48H154L153 50L154 51H152L151 49H150V51H149V49L147 50V48H146V52H151V53H153V54H150V55H153V59H150L149 57H150V55H149V53H147L148 54V56H146V58L148 57L149 59L147 60L148 62L149 61H152V62H149L150 64L148 65V63H147V65L150 67V68H152L151 70H152V72H154L153 74H154V76H153V74H152V76H151V70H149L151 73L149 74V71H147V70H145V71H147V74H149L150 75V77H153V78H151V79H153V81H154V86H155V88H154V86H153V84H151L152 86H153V88H154V95L156 94L157 95V98H156V100L155 101H157V103L156 102H154L155 103V106H156V109L158 108V110H160V112L157 110V116H158V118H160L159 117V114H160V116H161V118H160V121L161 122H159V124L161 123V125H159L158 126V128H160V126H162L161 127V132H160V129H158L157 128V126H154L153 124H154V121H153V119L154 118H152V115H151V109H150V107H149V104L147 103L148 102V100H147V88H146V83L148 82V80L150 79V78H148V76H146V73H144L143 71H144V69L145 68H147V67H145V63L147 62V61H144V59L146 60V58H144L143 60L141 59V58H143L142 57V55H140V54H138V53H141L140 51V49L142 48H140L139 49V47L140 46H138L139 45V43H138V39H137V35L139 36V35H143V37L145 36L144 34H140ZM183 33V34H182ZM219 33V34H218ZM134 34H135V36H134ZM162 34V35H161ZM168 36H167V35ZM192 34H194V37L192 36ZM196 34V35H195ZM207 34V35H206ZM79 35L81 36V37H79ZM105 35V36H104ZM164 35V36H163ZM180 35H179V37H180ZM189 35H190V37H192V38H189ZM232 35V34H231ZM232 35V36H233ZM38 36H39V38H38ZM160 36V37H159ZM161 36H162V39L163 40H160L161 39ZM202 36V37H201ZM77 37H79V39H77ZM136 37V38H135ZM142 37V38H143ZM158 37H159V39H158ZM199 37V38H198ZM139 38V37H138ZM141 38V40H144L145 42H146V44H147V41L143 38L142 39ZM218 38H221V39H219L218 40ZM230 38H231V36H230ZM149 39V40H148ZM174 39H176V40H174ZM187 39H189V41L187 40ZM200 39V40H199ZM201 39H202V42H201ZM211 39V41H210V44H209V40ZM223 39V40H222ZM109 41L111 40V42H113L114 41V39H113V37L112 38H109L108 39ZM141 40H139L140 41V45L142 46V44H144L143 42H142V44H141ZM173 40V41H172ZM181 40V41H180ZM190 40L192 41V42H190ZM207 40H208V43H206L207 42ZM229 40V39H228ZM161 41V42H160ZM174 41H176V42H174ZM194 41V42H193ZM205 41V42H204ZM213 41H216V43H218V47H217V45H215L216 43L215 42H213ZM240 41H242V42H240ZM110 42V43H111ZM137 42V43H136ZM165 42V41H164ZM174 42V43H173ZM183 42H185V46L186 47H189V48H186L183 44ZM187 42H189V43H187ZM200 42H201V44H200ZM214 44H213V43ZM219 42H221V44L223 45V47L222 48H224L225 47V49H224V51H232L233 52V57L231 56V53H229V55H230V59L231 58H233L234 59V61H232V60H229V58L227 57L226 59H227V61L229 62H234V64L235 63H237L236 65H234V69H233V67L231 66V64H229L228 63V65H226V63H227V61L225 62V61H223L222 60V56L221 55H223V53L221 54V51H223V49L222 50H220L221 49V47L220 46H222L221 44H219ZM244 43V44H243ZM155 44H157V46L155 45ZM189 44V45H188ZM203 44V45H202ZM209 44V45H208ZM213 44V45H212ZM248 44H250L249 46H248ZM148 45H145V47L146 46H148ZM164 45H165V43H164ZM167 45V43H166V46H168ZM195 45V46H194ZM211 45V46H210ZM242 45H243V48H242ZM155 46L158 48V49H156L155 48ZM190 46H192V47H190ZM205 46V47H204ZM210 46V48H208ZM214 46V47H213ZM216 46V47H215ZM245 46H246V48H245ZM137 47V48H136ZM144 47V46H143ZM163 48H164V50H163ZM213 48H215V49H213ZM218 48H220L219 50H220V57L221 58H219L217 55V53H219L217 50H218ZM254 48V49H253ZM196 49V50H195ZM209 50V49H211V50H209V51H207V50ZM227 49V50H226ZM246 49V50H245ZM252 49V50H251ZM143 50V49H142ZM212 50H215V51H217L216 53H215V51H212ZM239 50V51H238ZM255 50V51H254ZM144 51V50H143ZM194 51V52H193ZM200 51V52H199ZM223 51V52H224ZM234 51L236 52V56L237 57H240V58H242L241 59V64H239L240 63V58H236L234 55H235V53H234ZM241 51V53L243 54H241V53H239ZM242 51H244V52H242ZM249 51V52H248ZM252 51H253V53H252ZM146 52L144 51V53H145V55H146ZM207 53V56H206V53ZM211 52V53H210ZM246 52V53H245ZM158 53V52H157ZM196 53V55L193 57V55ZM213 53V54H212ZM214 53L216 54V55H214ZM248 53V54H247ZM155 54V55H154ZM167 54H165V55H167ZM226 54H228V53H224V55H226ZM241 54V55H240ZM253 54V55H252ZM139 55V56H138ZM200 56V57H198V56ZM245 55V57H243ZM144 56V55H143ZM214 56H217V57H214ZM251 56V57H250ZM139 59H138V58ZM145 57V56H144ZM152 57V56H151ZM160 57V58H159ZM179 57V58H180ZM196 57H197V61H196ZM203 57V58H202ZM210 57V58H209ZM172 58V59H171ZM191 58H194V59H192L191 60ZM205 58H206V61H204L205 60ZM207 58H209V59H207ZM213 58H215L216 60L218 59V61H214V59ZM138 59V60H137ZM199 59H202L204 62H202L201 61V63H200V61L198 62V60ZM225 59V60H226ZM239 59V60H238ZM143 62H145L143 65H142V61ZM171 60V61H170ZM176 61V63H175V61ZM183 60V61H184ZM195 60V61H194ZM210 60H211V62L213 61L214 62V64H212L211 62H210ZM179 61V62H178ZM185 62V61H184ZM196 62V63H195ZM197 62H198V64H197ZM205 62L206 63H208L207 65H209L210 63L212 64V66L210 65V66H208L209 68H213L212 70H210V71H208V68H205L204 70L207 72H210L209 73V76H208V79H207V81H204L205 83H203V81H199V77L200 76H203L202 75V73H199V72H201L202 71V68L205 66ZM210 62V63H209ZM222 62V63H221ZM178 63V64H177ZM180 63H181V66L179 67V65H180ZM186 63V64H187ZM204 64V66H202L203 64ZM219 63H220V65H219ZM223 63H225L224 64V67H226V66H228V68L226 67V69H225V71L226 70H228L227 71V74H226V72L225 71H220V69L223 67H221V64L223 65ZM155 64V63H154ZM173 64H171L172 66H173ZM197 64V65H196ZM200 64H202V65H200ZM161 65H165V66H161ZM188 65V64H187ZM215 65V68H217L218 67V65H219V69L217 68V71L214 69V66ZM233 65V64H232ZM155 66H156V64H155ZM167 66H168V68H167ZM178 66V67H177ZM196 66H197V69L199 70V66H200V71L198 72V73H196ZM235 66H236V68H235ZM241 67V69L243 70H240V67ZM145 67V68H144ZM164 67V68H163ZM176 67H177V70H176ZM202 67V68H201ZM231 67H232V69H231ZM144 68V69H143ZM156 68V67H155ZM168 69V70H167ZM223 69V70H224ZM230 69H231V71H233V72H231L230 71ZM236 69V70H235ZM239 69V70H238ZM139 70H140V72H139ZM156 70V69H155ZM166 70L167 71H169L168 73L166 72ZM197 70V71H198ZM238 70V72L240 71H242V73L240 74V73H238V72H236ZM171 71H172V74H170L171 73ZM178 71V72H177ZM205 71H202L203 73L205 72ZM216 71V72H215ZM230 71V72H229ZM235 71V72H234ZM245 71V72H244ZM190 72H191V74H190ZM193 72L195 73V75H197V76H195L194 74H193ZM206 72H205V74H206ZM213 72H215V73H213ZM225 72V73H224ZM142 73V74H141ZM166 73H167V75H166ZM178 73V74H177ZM186 73V74H185ZM232 73H233V75L236 77V79L237 78H239L240 76V78L239 79H241V82H242V80H243V82L242 83H240L238 80L239 79H237V83H235L236 82V79H235V77H232V79H235V81L234 80H232L230 77H229V75L230 76H233L232 75ZM234 73H238L239 74V76L236 74H234ZM243 73L245 74V75H243ZM170 74V75H169ZM173 74H175V76L173 75ZM208 74V73H207ZM250 74V75H251ZM143 75V76H142ZM159 75V76H158ZM168 75H169V78H168ZM188 75H190V77H191V79H189L188 78ZM194 75V76H193ZM198 75H199V77H198ZM224 75L226 76L225 78H224ZM249 75V76H250ZM252 75H254V74H252ZM141 76V77H140ZM144 76H146L145 78H144ZM156 76H158V77H156ZM161 76V77H160ZM167 77V79L168 80H170V81H168L167 79H166V77ZM170 76H174L173 78H174V80H173V78H171L170 79ZM184 77V79H183V77ZM220 76H223V81H225V79H226V81L223 83V81L220 79L221 77ZM238 76V77H237ZM249 76H247V78L249 77ZM255 76V75H254ZM253 76V77H254ZM181 77H182V79H181ZM197 77V78H196ZM220 77V78H219ZM227 77H228V79L230 78L231 79V81L233 82V83H235V85L232 83V85H230L231 84V82L230 83H227ZM253 77H252V79H253ZM146 78H148V80H145V81H147L146 83H145V81H144V79H146ZM175 78H177V79H175ZM195 79V81H194V79ZM250 78H251V76H250ZM249 78V79H250ZM140 79H142V80H140ZM150 79V80H151ZM157 79V80H156ZM193 79V88L195 87L197 90H199L200 92H202V93H199V92H197V90L195 89L193 92H191L192 90L190 89L191 87H190V84H192V80ZM230 79H229V81H230ZM254 79H255V77H254ZM253 79V80H254ZM173 80V81H172ZM175 80H176V82H175ZM179 81V83H180V85H182V88H183V90H185V88L187 89L186 90V92L185 91H183L182 92V95H183V93H184V95L187 93V95H186V97L185 96H183V97H181V98H175L176 96H177V94H178V92H177V90H179V88L181 87H179V86H177L176 84H178V81ZM211 80V81H210ZM220 80L222 81L221 83H220ZM251 80V79H250ZM157 81V82H156ZM168 81V82H167ZM172 81V82H171ZM180 81H182V82H180ZM191 81V82H190ZM151 82H152V80H151ZM150 82V83H151ZM189 82H190V84H189ZM207 82V83H206ZM210 84H209V83ZM251 82V81H250ZM153 83V82H152ZM168 83L170 84V83H172V86L171 85H169V86H171V88L175 91V93H173L174 91H171L169 88H168ZM176 83V84H175ZM253 83V85H254V83H255V80H254V82H251L250 84L249 83H247L249 86H251L252 87V84ZM174 84V85H173ZM185 84V85H184ZM202 84H204V86L202 85ZM205 84H208V85H210L211 87L209 88V86L208 85H205ZM222 84H224V86L223 87H221V88H219L218 89V87L217 86H219V85H221L222 86ZM227 84H229V91L227 92V90H228V88H226L225 86H228ZM241 84V86H243V87H239V85ZM247 84H245L246 86H247ZM144 85V86H143ZM148 85H150V84H148ZM164 85V86H163ZM179 85V84H178ZM185 86V88H184V86ZM206 86H208L207 88H208V90H207V88H205ZM230 86H232L231 88H230ZM237 87V88H235L236 89V91H237V93L238 94H236V92H234L235 90H234V87ZM245 86V87H246ZM143 87V88H142ZM177 89H176V88ZM199 87H204V88H199ZM240 89H239V88ZM251 87L249 88V89H251ZM182 88H180L181 90H180V92L182 91ZM172 92L171 94L173 95V99H171V100H173V101H171L170 100V98L172 97L171 96V94L169 95V93H170V91ZM218 89V90H217ZM246 89H247V87H246ZM245 89V90H246ZM252 89H254L255 90V87L253 88L252 87ZM251 89V91H253L254 92V90H252ZM145 90V91H144ZM166 90V91H165ZM168 90V91H167ZM232 90H234L233 91V93H232ZM161 91V92H160ZM205 91V92H204ZM211 91V92H210ZM226 91V92H225ZM250 91V92H251ZM144 92H145V95H146V97H145V95H143L144 94ZM160 92V93H159ZM177 92V93H176ZM179 92V95L181 94ZM191 92V93H190ZM198 94H197V93ZM221 92L222 93H226V94H224V95H227V94H229V97H230V94L232 93V94H236V95H234V96H232V98H236V99H238V105L241 103V107H242V109H243V106L245 107L246 106V108H244V111H242V109H240L241 107H240V105L238 106L237 105V102H235V98H234V101L233 102H235V103H232L231 101H229L228 100V102H227V97L226 96H224L223 95V97H225L224 99H223V97L221 96L222 94H221ZM196 93V94H195ZM207 93H209V94H207ZM219 93V94H218ZM176 94V95H175ZM192 94H193V96H192ZM200 94H201V96H200ZM212 94V95H211ZM215 94H218V96L219 97H217ZM240 94V95H239ZM155 95V96H156ZM159 95H160V97H159ZM164 95V96H163ZM175 95V96H174ZM178 95V96H179ZM211 95V96H210ZM171 96V97H170ZM189 96V97H188ZM197 98H196V97ZM217 97V99H218V101H213V100H217V99H215V97ZM237 96V97H236ZM244 96V95H243ZM144 97V98H143ZM196 98V100L194 101V99ZM201 97H202V99H201ZM224 100V102L226 103V106L228 107V108H231V110L233 109V111L234 112H236V109H237V112L236 113H233V111L231 112L232 114H234V116L232 117V115H231V117L233 118V123H235L236 122V120L234 119L235 118V115L237 116V123H239V125H237L236 123V125L234 124L233 125V123L231 124V125H233V126H235V127H238V126H240L241 125V127H238V128H229V130H230V132H233L234 133V138H232L233 136L232 135H230V134H228L227 133V137L225 136V139L226 138H228V139H226V143H225V146L223 145V146H221V148H220V151H221V149L223 148L224 149V151L222 150L221 151V153H220V155H218L217 157H216V159L214 158L213 159V157L211 156V154H212V149H213V146L211 145L212 144V142L213 141H211V139L213 140V138H214V134L211 136L210 135V132H216V133H218V132H220L221 134H223L222 132H229V130H228V127L227 126H229V125H227L226 126V124L229 122V121H231V118L229 119H225V117L229 114H226L225 113V111L226 110H228V109H225V108H227V107H224V106H221V104H220V106L223 108L221 111H223V112H220V111H218L219 110V101H220V99L221 98ZM160 98H161V100L163 101V103H162V101L160 100ZM168 99V101L170 102L171 101V103H169L167 100H165V99ZM185 98V99H184ZM207 98V99H206ZM210 98V99H209ZM212 98H214V99H212ZM231 97H230V99H232ZM181 99V100H180ZM192 99V100H191ZM199 101H198V100ZM222 99H221V101H222ZM226 99V100H225ZM177 100V101H176ZM185 100V101H184ZM201 100V101H200ZM209 100V101H208ZM212 100V101H211ZM240 100V101H239ZM176 101V102H175ZM237 101V100H236ZM168 102V103H167ZM218 102V103H217ZM223 102V101H222ZM231 102V103H230ZM159 103V104H158ZM193 104H194V106H193ZM212 104V105H211ZM215 104V105H214ZM228 104H232L231 106H229ZM237 106H236V105ZM243 104V105H242ZM169 105H171V106H169ZM172 105H173V107H172ZM177 105V106H176ZM185 105V106H184ZM189 105V106H188ZM222 105H223V103H222ZM225 105V104H224ZM235 105V107H232V106H234ZM158 106V107H157ZM180 106V109H181V113H182V110H183V113L181 114L180 113V111H178L179 109H177V107H179ZM196 106V107H195ZM213 106L215 107V108H213ZM172 107V108H171ZM175 107H176V109H175ZM183 107H185V109L183 108ZM193 107V108H192ZM212 108L213 109V111L215 112V115H217V114H219L218 112H220V113H222L223 115H225L226 114V116L224 117V121H225V124H223V126L221 125V123H220V125H217L216 127L214 126V129H210V127H209V129L208 128H206L211 122H213L214 120H212V119H208L209 118V116H208V113H206L205 111L207 110V109H209V108ZM237 107H239V108H237ZM162 108V109H161ZM169 108V109H168ZM190 108L192 109V110H190ZM216 108H218V110H216ZM235 108V109H234ZM172 109V110H171ZM194 109V110H193ZM206 109V110H205ZM146 110V111H147ZM188 110H190L189 112H191V113H187V111ZM248 110H249V108H248ZM173 111V112H172ZM179 112V116H182L183 117V114H185L186 115V118H185V116H184V120L186 121L184 124L185 125H182V123H183V119L182 118H180L179 116H178V112ZM193 111H195V112H193ZM229 111V110H228ZM227 111V112H228ZM238 111H241L240 113H238ZM159 112V113H158ZM165 112V113H164ZM167 112V113H166ZM170 112V113H169ZM200 112V113H199ZM230 112V111H229ZM177 113V114H176ZM193 113H195V114H193ZM241 114L242 116H239L238 114ZM148 114H149V116H148ZM152 114H154L153 112H152ZM163 114L166 116V119H164V117H163ZM170 114V115H169ZM181 114V115H180ZM191 115L193 116V118L191 117ZM230 115V114H229ZM154 116V115H153ZM174 116V117H173ZM196 116V117H195ZM239 116V117H238ZM149 117V118H148ZM155 117V116H154ZM169 119H168V118ZM176 117V118H175ZM180 118V119H182L181 121L182 122H180L177 118ZM203 117H204V119H203ZM206 117V118H205ZM242 117V118H241ZM196 118V119H195ZM227 118V117H226ZM200 119V120H199ZM169 120V121H168ZM180 122V125L178 124L179 122ZM195 120H196V122H198L197 120H199V123H201L202 125H205V127H201L200 125L201 124H199L198 123V126H196L197 125V123H195ZM209 120V124H205V122L206 121H208ZM229 120V121H228ZM226 121H228L227 123H226ZM151 122V123H150ZM173 122H174V124H173ZM194 122V123H193ZM150 123V124H149ZM208 123V122H207ZM194 124V125H193ZM230 124V123H229ZM166 125V126H165ZM174 125H175V127H174ZM211 125V124H210ZM209 125V126H210ZM212 125H213V123H212ZM225 125V126H224ZM179 126H181V127H179ZM186 127V130H185V128H182V127ZM220 128H219V127ZM157 128V130H153L154 128ZM197 127V128H196ZM217 127H218V129H217ZM225 127H227V128H225ZM246 127V126H245ZM165 128H167V129H165ZM172 128H173V130H172ZM178 128V129H177ZM180 128H181V130H180ZM194 128H195V131H194ZM201 128H204V129H201ZM213 128V127H212ZM242 128V129H241ZM169 129V130H168ZM177 129V130H176ZM241 129V130H240ZM167 130V131H166ZM185 130V131H184ZM199 130V131H198ZM202 130V131H201ZM204 130V131H203ZM228 130V131H227ZM234 130V131H233ZM164 133H163V132ZM240 131V132H239ZM250 131V133H251V130H249ZM184 132V133H183ZM203 132V133H202ZM204 132H205V134H204ZM225 132V133H226ZM151 133H153L152 134V136H151ZM159 133H161L162 134V136H161V134H159ZM189 133H190V135L193 133H196V135H198V137L197 136H195V134H194V139L196 140V139H198V140H191V142L192 141H194V146L197 144V149H199V152H198V150L196 151V153H195V150H196V146L194 147V148H192V149H190V150H192V154H194L193 156H190L191 154H189V153H182V152H184L187 148V150H189V148H190V146H192L193 147V145H192V143H191V145H190V140H186V138H187V136H189V138H191V136L189 135ZM224 133V134H225ZM166 134H173V136H171L170 137V135L168 136V138H167V135ZM186 134V135H185ZM203 135L202 137L200 136V135ZM243 135V136H241V135ZM249 134V133H248ZM153 135H154V137L155 138H151V137H153ZM164 135V136H163ZM177 135V136H176ZM183 136V138H182V140L179 138V136L180 137H182ZM205 135V136H204ZM207 135H208V137H207ZM231 136L230 138H229V136ZM185 136H186V138H185ZM211 136V137H210ZM239 136V137H238ZM159 137V139H161V137H163V138H165V139H161V140H158L157 139V141H156V138H158ZM174 137H175V139H176V137L177 138H179L181 141H182V143L180 142V140H178L179 142L177 143L176 142V140L174 139ZM172 138H173V140H172ZM188 138V139H189ZM231 138H232V141H231ZM240 138V139H239ZM244 138H246V139H248V140H250V142L249 141H247L246 139L245 140H243ZM154 139V140H153ZM170 139V140H169ZM186 141H188V144L190 145L189 147H186V144H187V142L185 143V140ZM203 139H204V142L206 143V145L204 144V142H203ZM210 139V140H209ZM152 140H153V142L154 143H152ZM163 140H165V142H166V144H163L164 143V141ZM168 140V141H167ZM202 140V141H201ZM209 140V141H208ZM243 140V142H241ZM158 141H160L159 143L161 144L162 143V145L164 146V145H166L167 146V149H166V153H167V155H168V157H166L167 155H166V153H165V148H164V150H162V152L164 153V155H163V153H162V155L165 157V159H164V157L162 156V158H161V156H160V152L161 151H159L158 152V145H157V143H158ZM161 141H163V142H161ZM170 141H171V143H172V141H173V145H174V143L176 144L177 143V145L178 146H180V144L181 145H183V147H185L184 149L183 148H181L182 146H180V148H181V150H179V148H178V150H176V147L174 148H172L171 146L169 147V145H170ZM208 141V142H207ZM157 142V143H156ZM197 142V143H196ZM231 142V143H230ZM247 142L249 143L248 145H247ZM211 143V144H210ZM262 143H264V142H262ZM157 146H156V145ZM233 144V145H232ZM244 144H246V145H244ZM172 145V144H171ZM176 145V146H177ZM244 145V146H243ZM252 145V144H251ZM250 145V146H251ZM154 146V147H153ZM177 146V147H178ZM244 147L243 148V150H242V147ZM249 146V147H250ZM261 146V145H260ZM159 147H160V145H159ZM162 147V146H161ZM234 148V149H232V148ZM240 147H241V149H240ZM225 148H227V149H225ZM154 149H155V154L157 155V157H156V155H154ZM176 151H175V150ZM184 151H183V150ZM194 149V150H193ZM207 149V150H206ZM232 149V150H231ZM247 149H251V148H247ZM190 150H189V152H190ZM203 150H204V152H203ZM234 150V151H233ZM175 151V152H174ZM182 151V152H181ZM207 153H206V152ZM242 151V152H241ZM245 151H246V149H245ZM248 151V150H247ZM4 152V151H3ZM2 152V154L3 155H0V157L1 158H3V156H4V153H6L7 151H5L4 153ZM10 151H8V153L7 154H5V156H7L8 154L11 156V153L12 152H10ZM13 152H15V153H18L19 151H13ZM185 152H188V151H185ZM194 152V153H193ZM201 152V153H200ZM224 152H226L227 153V155H226V153H224ZM15 153H12V155H13V157L15 156ZM20 153V154H19ZM18 153V155L20 156L19 157V159L21 158V152H19ZM30 152H28V154H29ZM32 153H34L35 154V152H31V154H29V155H31L30 157L29 156H27V158L29 157V159H31V160H28V161H30V163H28V162H26L25 163V160L24 159H26V158H24L23 156L24 155H26V153L24 154V152L22 153V157L23 158H21V160L23 161V163L21 162L20 163V161H19V163L21 164V165H23V166H25L27 163L29 164L28 166H29V168H31L32 169V167H31V163L33 162V164L32 165H37V167L39 168L40 166L42 167V165L44 166V172L43 173H45V174H47L46 175V177L44 176L45 174H41V176L42 177H40V173H41V167H40V169H37V167H35V166H33L34 167V169L36 170V172L35 173H37V175L36 176H38V172H37V170H40V172H39V178L41 179H39V178H36L35 177V174H34V169H32V170H30V172L29 171H27V167H25V168H23V166H20L21 168H23V169H21V171L19 170V168H18V166L16 165L17 163V161L16 162H13V160H15L13 157H11L12 159H11V163H9V165H11L12 163L14 164L11 168L13 169V171L15 170V168H14V166L16 167L17 166V168H18V172H20L19 173V177H21V174L22 175H25V177L27 176V178L29 177L28 176V174H30L31 172H32V174H30V177L29 178H31V180H30V186H31V181H32V178L34 177V179L33 180H35L36 179V181H37V184L39 185H37L36 183H33V186H34V184H36L37 185V187H36V189H34L32 186L30 187V188H33L34 189V191H33V189H30V188H28L29 189V191L30 190H32L30 193L32 194V192H33V194L31 195L32 196V198L36 195V193L38 192V196L36 197V198H38L39 196H40V194L39 193H42V192H45V195H42V197L44 196V198H47V196H46V193H47V191H43V190H45V189H43L42 191L40 190V191H37L36 192V190H39V189H42V187L41 186H43V185H40V184H44V182L47 180V179H54L55 181L57 180V177L59 178V176L57 175L58 173L57 172H59V171H62V170H64L65 169V167H66V171L64 172V171H62V172H59V175H60V173H65L66 175H65V177H64V174H62L63 175V177L64 178H62V180H64L65 178V180H67V174H68V176L70 177V175L72 176V179L71 178H69L68 177V182L70 181L71 182V184H70V182H69V184H67V183H64L65 185H67V186H65V185H63L64 186V189H67L66 187H68V186H70L69 188H68V190H64L63 191V189H62V193H63V195H64V193L65 192H68V193H65V199H66V197H67V195H68V197L71 199H63V201L65 200V201H67V205H65L64 204V206L65 207H69V209L68 210H66V208L63 206L62 208H64L65 210H66V212H64V213H66V214H64L63 212H62V214H58V215H56V216H54V217H57V216H59V217H57V219H62L63 218V220L65 219V220H67V219H71V214H74V215H72V217L73 216H75V215H77V216H75V217H73L74 218V220H71L72 222H73V225H72V228H71V230L73 229V226L76 224V221H78L79 222V220H82L83 219V222H84V227L83 226H81L80 227V229H78L79 228V226L78 225H81V224H78V222H77V226H74L75 228L76 227H78L77 228V232H75V234L73 233V235L70 233V231H69V233H70V235H72V236H70L69 234L67 235V233H68V229L64 232V233H62V234H60L59 232H58V234H56L57 232H55V231H58V230H64L63 228H60V227H62V224L65 222V224H63L65 227H68V225H67V221H69V220H67V221H63V220H60V221H58L57 222V220H55L54 221V219H52L53 218V216H52V218H51V215H53V213H50V211L48 212L46 209L44 210L45 212L47 211L48 212V218L50 219L51 218V222L54 224H51L49 221H47V222H49L51 225H52V227L54 228V230H52V228H50V226L47 224V223H45V224H47L48 226H49V228H50V230H51V234H53V236L49 233V235H48V231L46 232L45 231V233L44 234H47L48 236L46 237V235L44 236V234H42L41 232V234L39 233V232H37V233H39L40 235H41V237H46V238H48V237H50V238H52V237H54L53 239H59V240H61V242H63V244H65V245H68V247H69V251H67V252H64V260H67L68 261V264H74V262L76 263V264H78L79 263V261L80 262H82L83 264H102L103 263V261L100 259L99 260V257L101 258V256H103L104 254H99L100 252H101V249H102V251H104V248H102V246H100L101 248H95V249H91V238H93V239H96L95 237L96 236H99V234H98V232H97V234L98 235H96V236H90L92 233L91 232H94L95 231V229L94 228H92L91 227V229H93V231L91 230L90 231V229L89 228H87V223L89 224L90 222H88L89 220H90V218H89V216L87 217V215H85V210H82V212H81V210L80 211H78L77 210V206H75V205H78V204H80V207L81 206H83L84 204H86V203H84L83 202V200H84V198H82V200H81V198H80V196L81 195H79V194H81L82 193V191H81V187L80 188H78L79 186H80V184L78 183V173L79 174H81L82 172H85L84 174L86 175V173H87V176H88V174H91V172H92V176H95L96 174L98 175V173H93V170L90 172V170H89V165H88V162H85V164L83 163L85 160H84V158L83 157H81V156H83V155H81V154H76V156L74 155V156H71V154L69 153V155L71 156V157H69V155L67 156V157H69V159L71 160L72 158H74L75 159V157H77L76 158V162L75 161H73V159L70 161L69 159H68V161H70V163H72L71 164V166L74 168V163L76 164L75 165V168L74 169H78V170H80L81 169V171L80 172H77V173H75V171H74V169H72V167H70L69 165H70V163H68L67 162V157L65 158V159H63L64 158V155L63 154H60V155H62V156H60V157H58L59 156V153L58 152H50V153H52L53 155L55 154L56 155V153H58L55 157H54V159L56 158V157H58V159L57 160H62V163H60V161H58V163H59V165L60 164H62V166H59V165H57L56 164V161H54V159H51L50 157H52L51 156V154L50 153H48L49 154V157L47 156V154H45V152H40V153H42L43 154V159H42V155H38V153L37 154H32ZM39 153V154H40ZM182 153V154H181ZM235 153V154H234ZM45 154V155H44ZM184 154V155H183ZM202 154V155H201ZM223 154H225L224 156L226 157V158H224V156H223ZM247 154H248V152H247ZM37 155H38V157H40L41 159L40 160H42L41 162L39 161V158H37ZM66 155V154H65ZM73 155V154H72ZM78 155H79V157H81V158H79V159H82V160H79L78 159ZM175 155V156H174ZM182 155V156H181ZM197 155V156H196ZM249 155V156H250ZM10 156H8V157H10ZM32 156H36V160L40 163H37L36 162V160H35V158L33 157L32 158ZM47 157V158H50L51 160H53L54 162H53V165H51V164H48V163H50L51 162V160H50V162H49V160L47 161L48 163L46 164V161L44 160V158L45 157ZM223 156V157H222ZM257 156H259V157H257ZM17 157V156H16ZM26 157V156H25ZM52 157V158H53ZM121 157V158H120ZM221 157H222V159H221ZM252 157H251V159H252ZM261 157L263 158L262 160H261ZM1 158H0V162H1V164L3 165V162L5 161V160H7V159H4V161L3 160H1ZM47 158H45V159H47ZM113 160L115 159V160H117L118 161V163H117V161L115 162V160H114V162H115V164H114V166H116L115 167V169H117L116 171L117 172H124L123 174L124 175H127V177H125V179H124V181H123V183L122 184H120L119 186H117L115 189H113V191L115 190V192H120V191H126V190H129L130 191V193H129V195H126V196H128L127 198L125 197L124 199L125 200H123V202L119 205H116V209H114L113 207H115V206H112V208L110 207V205L112 204L113 205V203L114 202H110V201H108V202H110V203H108L109 204V206H108V204H107V202L106 203H104L105 204V206H106V204H107V207H102V209L104 210L103 212H102V214H104V212H106L105 213V215L107 216L108 215V217L110 216L109 215V213H111V217H109V219H107L106 218V216H105V219L104 220H108V222L110 223L111 221V219L110 218H112V215H114V217H116L117 218V216H115V211H116V215H118L117 213H119V214H121L120 212H122L123 211V213L124 214H127L125 217H127V218H129V219H127V218H125L124 216H123V220H121V219H119V217L117 218V219H114V220H119V221H117V223H116V221H115V225H114V227L116 228L115 229V232L114 233H117V231L116 230H120L119 231V233H117L116 235H117V242H119V241H121V242H119L118 244H123L122 246L121 245H119V246H116V247H112V249H113V251L112 252H114V249H116L117 250V252H118V254H120V256H122V252L124 251V253L126 252V253H128V250L126 251V249H129V245H130V243H132V242H134L131 246H133V248H134V252H136V251H139L138 253L140 254V255H138V253L136 252L135 254L133 253H130V252H133V251H129V253L132 255V257H130L132 260L134 259V261H132L133 262V264H135V262L137 263V264H164V262H163V260H162V258H161V256L160 257H157V255H159V254H156L155 252V250L153 251V250H151V251H153V252H151V251H149L150 250V247L152 246L153 247V245H150V247H149V250H148V247L147 248H145L144 247V245H146L147 243H145L147 240H150V238L151 239H153V237L154 236H152V235H154V233H155V231L152 229L151 230V228H153L151 225H150V227H149V225H148V223L150 224V222H149V220H146V219H144V216L145 217H147V212L149 213V211H150V207H151V203L152 202H154L153 200L156 198V196H157V192H155L154 190H153V188H152V183H151V181L150 180H148V179H146L145 177H144V175H143V173H145L144 172V169L141 167V165L139 166L138 165V167H137V169L139 168V167H141L142 168V170H137V169H135V170H132V169H134V167L133 166H130L129 165V161H130V159L131 158H128L129 159V161H128V159L126 160V156L125 155H122V156H119V154H118V158H120V160H118V158H117V155L115 156V155H112V157H111ZM123 158V159H122ZM177 158V159H176ZM186 158V159H185ZM199 158V159H198ZM242 158V159H241ZM248 158V157H247ZM18 159V158H17ZM18 159V160H19ZM164 159V160H163ZM167 159V161H168V164H165L164 162H166L167 163V161H165ZM251 159H248V160H251ZM259 159V160H258ZM26 160V161H27ZM34 160V161H33ZM64 160H66V161H64ZM84 160V161H83ZM158 160V161H157ZM171 160H173V161H171ZM247 160V159H246ZM3 161V162H2ZM10 161V158H9V160H8V162ZM45 161V162H44ZM79 161H80V163H79ZM83 161V162H82ZM120 161V162H119ZM125 161V162H124ZM126 161H128V162H126ZM134 161V160H133ZM133 161H132V159H131V161H130V163H132V164H134L133 163ZM156 161H157V164H156ZM255 161H257V163L255 162ZM8 162H5L4 163V166H2L1 164H0V166H1V168H0V171H2L3 172V174H5V175H3L2 174V172H0V176H1V174L3 175V177H5L6 175H8V179H9V176H11L10 178H12L13 176L15 177V175H13V174H16V171H14V173H12L13 171H11L12 169L10 168V167H8V168H10L11 170H8V174L6 173L7 172V169H6V167L8 166ZM68 163L67 164V166L65 165V163ZM135 162V161H134ZM218 162V164H216ZM240 162V163H239ZM245 162V161H244ZM251 162V161H250ZM35 163V164H34ZM43 163H45L46 164V166H45V164H43ZM52 163V162H51ZM55 163V164H54ZM82 163V164H81ZM86 163H87V166H88V168H87V171L85 170H82V168H85V166H86ZM125 163V164H124ZM161 163L163 164V166L164 167H162V168H165V166L167 167V169L165 168V169H162L161 168ZM172 163V164H171ZM226 165V166H224V164ZM239 163V164H238ZM63 164L65 165V166H63ZM79 164H81V165H79ZM84 164V165H83ZM123 164H124V166H123ZM212 164H215V165H212ZM222 166H220V165ZM223 164V165H222ZM242 164H243V167H241L242 166ZM5 165H7L6 167H5ZM48 165H51L52 166V168L51 169H47V167H48ZM188 165V166H187ZM56 167L57 166V168H54V167ZM59 166V167H58ZM82 166V167H81ZM131 167V170L130 171H128L129 169H130V167ZM136 166V165H135ZM157 166H160V167H158V168H160L159 170H158V168H157ZM168 166H169V168H170V174H171V176H170V174L168 175L169 177H170V181H171V179H172V182H170L171 183V185H172V183H173V185L172 186H170L171 187V189L173 190V191H175V193H173L172 194V196L175 194V196L176 197H174V198H176V199H178L179 198V200L181 199L180 198V195H181V189H179L180 190V193H178V197H177V191L178 190H176L177 189V187H176V181H174V180H180V174L182 173V171H184V169H189V168H191V169H194L192 172H191V175L187 178V180H185V182H189V180H191L192 181V188H194L192 191L194 192V190H196V194H195V196L193 195V192L191 191V192H189V194H190V196L191 195H193V197H195V198H193V200L195 199L196 200V204H194V202H193V204H189L188 205V203L186 202V201H184V199L182 200V201H179V200H176V201H178V202H176V201H171V200H169V199H172L169 195H168V193L165 191V189H166V184L165 183H163V177L164 178H167L166 177V175H164V173H163V171L162 170H167V172H169L168 170H169V168H168ZM250 166H251V168H250ZM5 167V169H6V171L4 172V170L5 169H3V168ZM64 169H63V168ZM69 167V168H68ZM118 167L120 168V169H118ZM133 167V168H132ZM200 167H202V168H200ZM210 167V170H211V168H212V172L211 171H209V169L208 168ZM213 167H214V169H213ZM216 167V168H215ZM50 168V167H49ZM54 168V170L55 169H57L58 170V168L60 169V168H62V170H59V171H55V172H51V174L52 173H56L55 175H51L50 176V172H48V171H50V170H52ZM91 168V167H90ZM122 168H124V169H122ZM129 168V169H128ZM224 168V169H223ZM243 168H244V170H243ZM26 169V170H25ZM197 169V170H196ZM208 169V170H207ZM226 169V170H225ZM24 170V171H23ZM29 170V169H28ZM73 170V171H72ZM120 170V171H119ZM127 170V171H126ZM207 170V171H206ZM215 170V171H214ZM225 170V172L227 173V174H225V172H223ZM228 170V171H227ZM236 170V171H235ZM243 170V171H242ZM26 171V172H25ZM68 171V173H66ZM97 171V170H96ZM158 171H160V172H158ZM179 171V172H178ZM203 171V172H202ZM209 171V172H208ZM239 171H242L243 173L245 172V175L246 174H248V175H246V176H244L246 179H248L246 182L244 181V177L243 178H241L244 174H242L241 175V172H240V174H239ZM254 171V172H255ZM22 172H24V173H22ZM47 172V173H46ZM72 172H74L73 174H72ZM90 172V173H89ZM125 172H126V174H125ZM143 172V173H142ZM167 172L165 173V174H167ZM174 172V173H173ZM178 172V173H177ZM228 172H229V174H230V178L229 177H227L226 175H228L229 176V174H228ZM231 172H232V176H231ZM253 172V174H255ZM12 173V175H10ZM103 173V172H102ZM106 173V172H105ZM105 173H103V175H102V178H104L105 176H106V174ZM207 173H208V175H207ZM252 173V172H251ZM70 174V175H69ZM95 174V175H94ZM211 174V175H210ZM213 174H214V176H213ZM236 174V175H235ZM62 175H60V176H62ZM75 177H74V176ZM76 175H77V177H76ZM85 175H82L81 174V177H80V175H79V177L81 178L80 180L82 181L81 183H83V185H87V184H85V178H87L86 179V183L89 181V183H90V181L91 180H88V177L87 176H85ZM124 175H123V177H124ZM218 175V176H217ZM33 176V177H32ZM90 177L89 178H91L92 179V177H91V175H89ZM234 176V177H233ZM241 176V177H240ZM249 176V177H248ZM258 176V177H257ZM2 177V176H1ZM0 177V179H2ZM18 177V178H19ZM24 177V176H23ZM22 177V178H23ZM24 177V178H25ZM44 177H45V179H44ZM48 177V178H47ZM85 177V178H84ZM97 177V176H96ZM95 177V178H96ZM220 177V178H219ZM233 177V178H232ZM7 178H4V179H2L3 181H1L2 183L4 182L5 183V181H6V183H7V181L9 182V183H11V182H13L14 183V181H12V179H11V182H10V180H8ZM17 178V175H16V179H18ZM42 178H43V180H44V182L42 181ZM76 179V182H75V180L74 179ZM83 178H84V180H83ZM175 178V179H174ZM212 178H215L214 180L212 179ZM241 178V179H240ZM253 178H255V179H260V183H258L259 181H257V180H254ZM7 179V180H6ZM26 179V178H25ZM38 179V180H37ZM49 179V180H50ZM70 179V180H69ZM220 179V180H219ZM226 179H228V181L226 180ZM235 179V180H234ZM245 179V180H246ZM13 180H15V178L13 179ZM19 180H20V178H19ZM23 180V179H22ZM59 180H60V178H59ZM59 180H57V181H59ZM177 180V181H178ZM196 181L195 183V186L193 185V183H194V181ZM232 182H231V181ZM234 180V181H233ZM236 180H237V182H236ZM252 180V181H251ZM254 180V181H253ZM26 181H28L29 182V180L28 179H26ZM39 181H41V182H43V183H41V182H39ZM57 181L54 183V181H52V183L54 184V185H56L57 184ZM72 181H74V183L75 184H77V186H76V190H74V192H73V194L74 193H77L78 195H77V197H76V194H74L75 195V199L74 198H71L72 196L71 195H73L72 193H70V191L69 190H71V192L73 191V189L75 188L74 186V184L72 183ZM214 181V182H213ZM238 181H239V183H238ZM249 181V182H248ZM251 181V182H250ZM257 182L256 184H254V182ZM1 182H0V188L1 187H3V189L1 188L0 189V191H2V190H4L5 188L6 189H10L11 187V191L12 192H10V193H12L14 196H15V194H17V193H14L15 191L14 190H12L13 189V186H14V184H13V186H12V184H10L11 186H10V188H8L7 186H4L3 184H1ZM18 182V181H17ZM16 182V183H17ZM20 182V181H19ZM25 182V181H24ZM35 182V181H34ZM39 182V183H38ZM60 182H65V181H60ZM184 182V188L186 187H188V184H190V183H188V184H186ZM241 182H243V183H246V184H244L243 185V183H241ZM248 182V183H247ZM21 183V182H20ZM26 183V182H25ZM47 183L48 184H50V186H51V183L50 182H48V180H47ZM46 183V184H47ZM62 183H60L59 184V182H58V184L60 185V186H62ZM212 183V184H211ZM215 183H217V185H215ZM251 183V184H250ZM253 183V184H252ZM262 183H263V185H262ZM22 184H23V182H22ZM22 184H21V186H22ZM27 184H29V183H27ZM46 184H44V186L46 185ZM47 184V185H48ZM58 184H57V186H58ZM78 184H79V186H78ZM91 185H92V183H90ZM165 184V185H164ZM242 186H241V185ZM250 184V185H249ZM16 185V184H15ZM52 186V187H55V188H52V187H48L47 186V189L48 188H50V189H48V191H52L51 189H53V190H55V191H57V194L55 193V196L56 195H59V193H58V190L57 189H59V186H58V188L56 187V186ZM71 185H73L72 187H74L73 189H72V187H71ZM82 185V184H81ZM89 185V184H88ZM87 185V186H88ZM187 185V186H186ZM214 185V186H213ZM219 185V186H218ZM238 185V186H237ZM246 185V186H245ZM252 185V186H251ZM256 185H259L258 187H255ZM262 185V186H261ZM8 186H9V184H8ZM17 186V185H16ZM26 186V185H25ZM62 186V187H63ZM191 186V185H190ZM218 186V187H217ZM220 186H221V188H222V191H221V188H220ZM245 188H244V187ZM255 187V189L253 188H251V187ZM15 187V186H14ZM18 187H19V184H18ZM35 187V186H34ZM41 187V188H40ZM86 187V186H85ZM91 187H93V188H96V187H94V186H90V188ZM98 187V186H97ZM164 187V188H163ZM215 187V188H214ZM228 187V188H227ZM229 187H231V188H229ZM240 187H242L243 189H242V191H241V188ZM247 187H250V190L247 188ZM16 188V187H15ZM14 188V189H15ZM19 188H23V187H19ZM18 188V189H19ZM26 188V187H25ZM39 188V189H38ZM46 188V187H45ZM92 188V189H93ZM100 188V187H99ZM181 188H183V187H181ZM185 188V190H187ZM225 188H227V189H225ZM248 189V190H245V189ZM258 188H260V190L258 189ZM5 189V190H6ZM17 189V188H16ZM15 189V190H16ZM17 189V190H18ZM46 189V190H47ZM80 189V190H79ZM84 188L82 187V190H83ZM92 189H89V187L87 188V191L89 190H92ZM97 189V188H96ZM190 189H188V190H190ZM214 189V190H213ZM215 189L216 190H218V192L216 191V193H215V195H214V193H213V191H215ZM234 189H237V190H235V191H233ZM256 189H257V191H256ZM262 189V190H261ZM4 190V191H5ZM20 190V189H19ZM24 189H22V191H23ZM86 189H84V191H85ZM185 190L183 189L182 191H183V193H184V195L183 196H188L189 194L187 193L186 194V192H185ZM211 190V191H210ZM231 190V191H233V192H229V191ZM240 190V191H239ZM244 190V191H243ZM3 191V192H4ZM21 191V192H22ZM55 191H53V193L55 192ZM79 191L81 192V193H79ZM83 191V192H84ZM96 191H98V190H96ZM221 191V192H220ZM229 192V195L227 194L228 192ZM253 191V192H252ZM21 192L19 193V194H21ZM35 192V193H34ZM99 192V191H98ZM163 192V193H162ZM237 192V194L239 195L240 194V196H238L237 194H235ZM241 192V193H240ZM259 192V193H258ZM6 194H4V193H2L3 195H0L2 198L0 199V201L1 200H3L4 201V199L6 198V200H7V204H8V200H9V202L12 200V197H13V195H10L9 194V191L7 192H5ZM24 193V192H23ZM21 194L20 196H19V199H21L20 197L22 196V197H25L24 195L25 194ZM51 193V192H50ZM70 193V194H69ZM89 193V192H88ZM88 193H86L85 194V196L88 194ZM90 193H91V191H90ZM89 193V194H90ZM182 193V194H183ZM195 193V192H194ZM208 193V194H207ZM222 193L225 195V196H223L222 195ZM232 193H234L233 195H234V197L232 196ZM1 194V193H0ZM12 196L11 197V200L10 199H7V198H9L10 196ZM44 194V193H43ZM49 194V193H48ZM67 194V195H66ZM93 194H96V193H93ZM98 195H99V193H97ZM165 194V195H164ZM221 194V195H220ZM227 194V195H226ZM4 195H6V196H8V197H4ZM26 195H29L28 194V192H27V194ZM50 195V194H49ZM51 195H54V194H51ZM84 194H82V196H83ZM92 195V194H91ZM91 195H89L90 196V198H88L87 196L85 197L86 198V200L88 199V201H91ZM97 195V196H98ZM220 195V196H219ZM18 196V195H17ZM16 196V197H17ZM46 196V197H45ZM55 196H53V198L55 197ZM95 196L96 195H93L92 197H94L95 198ZM182 196V197H183ZM200 196V197H199ZM208 196V197H207ZM223 198H222V197ZM226 196H229V197H226ZM34 197V198H35ZM41 196L39 197L41 200L43 199V201H44V198H42ZM49 197V196H48ZM59 197V199L60 200H55V202L56 203H54V204H58L57 203V201H62V195H60V196H58ZM57 196L55 197V198H58ZM74 197V196H73ZM100 197V196H99ZM98 197V198H99ZM218 197H220V198H218ZM230 197H233V198H230ZM236 197H238V198H236ZM28 198V197H27ZM31 198V197H30ZM32 198H31V201H33L32 200ZM35 198V199H36ZM39 198L38 199H36V200H39ZM52 198V197H51ZM54 198V199H55ZM64 198V197H63ZM185 198V197H184ZM189 199H191L190 197H188ZM188 198L186 197L185 199L188 201ZM197 198V199H196ZM198 198H200L199 199V201H197L198 200ZM214 198V199H213ZM228 198V199H227ZM235 198V199H234ZM79 199V200H78ZM90 199V200H89ZM164 199V200H163ZM210 199H213L212 201H210ZM221 199V200H220ZM223 199H225L226 201H222ZM240 199H243V200H240ZM6 200H5V202H6ZM16 200H18L17 198H16ZM22 200V199H21ZM21 200H19V201H21ZM25 200V199H24ZM30 200V199H29ZM28 200V201H29ZM33 201V203L31 202V205L33 204L34 206H31V209H29V208H27V209H29L30 211L29 212H27L28 210H26V208H25V205H23L24 206V213H28V217L30 216L31 217V215L33 216V218H35L34 216L35 215H37V222H35V219H33L32 217H31V219H33V220H31L30 218H27V214L25 215V216H23V217H19L18 216V218L19 219H21V218H23V219H26V220H24L23 222H22V224L24 225H20V223H21V221L23 220H19L20 221V223L19 224H17V221H16V224H17V226L20 228V226H23V227H26V228H28V231H29V228L31 227L32 228V230H35L36 229V231H37V229H39V230H42V228H39L40 226H38V225H40L41 223H39V224H37L39 221H41V220H43V218H45V217H43L44 215L46 216V214H44L43 215V211L41 212V211H39L38 210V212H41L42 214H40V213H38V214H40V217L42 218L41 220H39V216H38V214H35V213H33V214H31V215H29V213L30 212H32L31 210H32V208L34 209H36V207L37 206H35L36 204L38 205V207L37 208H39V206H45L46 204H47V206H45L46 208L48 207V201L46 200V204H42L43 202L42 201ZM75 200V201H74ZM85 200V202H87ZM92 200H93V198H92ZM95 200V199H94ZM228 200V201H227ZM230 200H233V201H231V202H229ZM238 200H240V205L239 204H237L239 201ZM248 200V201H247ZM251 201V203H250V201ZM254 200H256V205H255V201ZM3 201H1L2 203H3ZM13 202H15V199H14V197H13V200H12ZM27 201V200H26ZM64 201V202H65ZM70 201V202H69ZM83 203H82V202ZM209 201V202H208ZM217 201H218V203H217ZM221 203H220V202ZM234 201H235V203H234ZM237 201V202H236ZM243 201V202H242ZM249 202V203H247V202ZM0 202V208H3L5 205H6V203L4 202V204H3V206H2V203ZM49 202H52V201H50V198H49ZM54 202V201H53ZM73 202V203H72ZM76 204H75V203ZM80 202V203H79ZM186 202V204L188 205V206H190V207H192V208H190L189 207V209L187 208V207H185L186 206V204L184 205V203ZM210 202H212V203H210ZM224 202H226V204L224 203ZM227 202H229V203H231V204H229V203H227ZM233 202V203H232ZM262 202V203H261ZM16 203V202H15ZM28 203H30V201L29 202H26V204H28ZM45 203V202H44ZM97 203V202H96ZM96 203L94 204L96 207H97V209L95 208V211H96V213H98V210H99V208L98 207H100V206H97L98 204H100V203H98L97 205H96ZM165 203V204H164ZM167 203V204H166ZM208 203H210V206L208 205ZM215 205H214V204ZM243 203V204H242ZM11 204H12V202H11ZM11 204L9 205L8 204V206L6 205V208L7 207H9L10 209L11 208H13L12 206H11ZM14 204V203H13ZM18 204V203H17ZM22 204V203H21ZM60 204H62V203H60ZM83 204V205H82ZM114 204H117V203H114ZM154 204V203H153ZM221 204V205H220ZM223 204V205H222ZM227 204H229L230 205V208H227L226 209V207L227 206H229V205H227ZM250 204V205H249ZM252 204H253V206H252ZM49 205H51V203L49 204ZM59 205V204H58ZM58 205L56 206V208H58ZM72 205H74L73 206V208H72ZM101 205V204H100ZM165 205V206H164ZM193 205V206H192ZM208 205V206H207ZM213 205V206H212ZM216 205H218V208L217 207H215ZM225 205H226V207H225ZM233 205V207L234 208H232L231 206ZM247 205V206H246ZM255 205V206H254ZM263 205V206H262ZM16 207H23V206H17V205H15ZM29 206H30V204H29ZM43 206V207H44ZM51 206H53V204L51 205ZM79 206V205H78ZM214 208H212V207ZM219 206H221V207H219ZM222 206L226 209H223L222 208ZM238 206L240 207V209L238 208ZM247 208H246V207ZM251 207V209H250V207ZM261 206V207H260ZM60 207V206H59ZM89 207V206H88ZM167 207H169V208H167ZM208 207H210V209L208 208ZM245 209H244V208ZM5 208V209H6ZM8 208V209H9ZM51 207H49V209H50ZM53 208V207H52ZM94 208H93V210H94ZM165 208V209H164ZM175 208H177L176 210H177V213L179 214V215H181L180 216V219L182 220V219H184V216H185V219L184 220H186V221H184L185 223H182V226H185L184 224H186V229H189V231L188 230H186V231H188V233H190V235H187V234H183V232L181 231L183 228H181L182 226H180V228H181V230H179L180 228H178L176 225H175V217H174V215H175V212H173V211H175ZM236 208L239 210H236ZM256 208V209H255ZM257 208H259V211H258V209ZM261 208H263L262 210H261ZM4 209V210H5ZM7 209V210H8ZM17 209V208H16ZM20 209V208H19ZM40 209V208H39ZM43 209V208H42ZM41 209V210H42ZM48 209V208H47ZM60 209V208H59ZM76 209V210H75ZM79 209V208H78ZM88 209H90V208H88ZM88 209H87V211H88ZM115 211H114V210ZM118 209H121V211L120 210H118ZM170 209H174L173 211L172 210H170ZM193 209V210H192ZM228 209H231V211H233V213H228ZM233 209V210H232ZM236 211H235V210ZM248 209V210H247ZM13 210V209H12ZM11 210V211H12ZM21 210V209H20ZM64 210V211H65ZM128 212V213H126V211ZM167 210V211H166ZM170 210V211H169ZM181 210V211H180ZM243 210V212H241ZM250 210V211H249ZM254 210V211H253ZM255 210H257V211H255ZM0 211H1V209H0ZM10 211V210H9ZM8 211V212H9ZM15 211V210H14ZM14 211H13V213H14ZM17 211L18 210H16V213H17ZM34 212L35 211H37V210H33ZM57 212L58 213V211H57V209H55L54 208V210H53V212ZM60 211H62V209H60ZM67 211H68V214H69V211H70V215H67ZM86 211V212H87ZM120 211V212H119ZM246 211V212H245ZM249 211V212H248ZM5 212V211H4ZM44 212V213H45ZM52 212V211H51ZM78 212H80V213H78ZM93 212V211H92ZM100 212H101V208H100ZM112 212H113V214H112ZM168 212H170V213H168ZM171 212H173V214L171 213ZM180 212V213H179ZM230 212V211H229ZM244 212H245V214H244ZM250 212H251V216L253 215V216H255V217H253L254 219H258L259 218V221H258V224H257V227L256 228H259V230L261 231H258L256 228H254V231H252V227L250 228L249 227V225H251V223H253V222H250V221H254L253 220V218L251 219V216L249 215V216H247V214H250ZM253 212H255V214L253 213ZM261 212V213H260ZM1 213V212H0ZM6 213H7V211H6ZM21 213H22V210H21ZM49 213L51 214L50 215V217H49ZM96 213H95V215H96ZM108 213V214H107ZM123 213H122V215H123ZM166 213V214H165ZM183 213H184V215H183ZM242 213V214H241ZM247 213V214H246ZM257 213H258V217H256L257 216ZM11 213H9V215H10ZM56 214V213H55ZM79 214V215H78ZM86 214H88V212L86 213ZM102 214H101V216H102ZM230 214H231V216H234V217H231L230 216ZM233 214V215H232ZM239 214V215H238ZM244 214V215H243ZM1 216H2V214H0ZM5 215V214H4ZM2 216L4 219H9L10 218V216H9V218H5L6 216ZM19 215V214H18ZM23 215V214H22ZM21 215V216H22ZM62 215H64V216H66V217H69V218H64V216L62 217ZM90 215H92V214H90ZM121 215V216H122ZM128 215H129V217H128ZM133 215V216H132ZM167 215V216H166ZM261 215V216H260ZM12 216H13V218H12ZM11 216V220L13 219V220H17V217H15V214H13ZM16 216H17V214H16ZM83 216V218L81 219V217ZM93 216V215H92ZM91 216V217H92ZM98 216H100V214L98 213ZM100 216V217H101ZM104 216H102V219L104 218ZM236 216H237V219L236 220H238V223H239V225L242 227V229H241V231L243 232V231H245L244 232V234L247 232V231H249L250 229V235L248 236V239L246 238V236H245V238L244 237H242V236H244L243 235V233L240 231V228L241 227H239V229H237L236 230V227H235V223H236V220H235V218H236ZM242 216V217H241ZM247 218H246V217ZM260 216V217H259ZM16 219H15V218ZM25 217V218H24ZM85 217H87V218H89V219H85ZM94 217V216H93ZM96 217V216H95ZM100 217H99V221H101L102 223H103V221L102 220H100ZM131 217L133 218H135V219H131ZM171 217V218H170ZM178 216H176V218H177ZM249 217H250V219H249ZM48 218H46L45 220H48ZM97 218V217H96ZM96 218L94 219L95 221H96ZM122 218V217H121ZM137 218H138V221L139 222H137ZM139 218H141V219H144V220H139ZM172 218H174L175 220H173ZM186 218H188V222H187V219ZM229 218V219H228ZM232 218V219H231ZM234 218V219H233ZM261 218V219H260ZM30 219V220H29ZM126 221H125V220ZM147 219H148V217H147ZM167 219H168V222L169 223H167ZM179 219V217H178V219H177V221L178 220H180ZM243 220L244 221V219H245V221L243 222V221H241V220ZM249 219V220H248ZM3 220V219H2ZM12 220V221H13ZM45 220H43V222L45 221ZM85 220H87V221H85ZM122 222H121V221ZM132 220V221H131ZM133 220H134V222H133ZM136 220V221H135ZM172 220L174 221V225H175V227H174V225H173V222H172ZM181 220H180V222H181ZM0 221H1V219H0ZM9 221V220H8ZM12 221H10V222H12ZM18 221V222H19ZM27 221H29V222H27ZM31 221V222H30ZM32 221L35 223V224H37V225H35V226H32L31 224H33L34 225V223H32ZM113 221V220H112ZM189 221L191 222H193L191 225H190V223H189ZM233 221V222H232ZM2 222V221H1ZM4 222V221H3ZM26 222H27V224H26ZM42 222V221H41ZM46 222V221H45ZM57 223V224H55V223ZM63 222V223H62ZM87 222V223H86ZM92 222V221H91ZM94 222V221H93ZM101 222H99V227H101L100 225H103V224H101ZM106 222V221H105ZM108 222H106V223H108ZM142 222H144V223H146L147 225H145L144 223V225L142 224ZM179 222V221H178ZM180 222L179 223H177L176 222V224L177 225H179L180 224ZM244 224H243V223ZM249 222H250V224H249ZM9 222H7L6 221V223L5 224H8ZM28 223H30L29 225L30 226H28ZM69 223V222H68ZM71 223V222H70ZM75 223V224H74ZM81 223H82V221H81ZM98 222H95V224H93L94 226L97 224ZM187 223H188V225H187ZM231 223H234V224H231ZM238 223L236 224V226L238 225ZM241 223H242V225H241ZM12 224V223H11ZM15 224V223H14ZM15 224V225H16ZM58 224H59V229H58ZM91 224V223H90ZM134 224H136V226H137V224H139L138 226L139 227H135L134 226ZM168 224H169V226H168ZM172 224V225H171ZM211 224V225H210ZM246 224V225H245ZM248 224V225H247ZM1 226V228L3 227V229H4V225H2V224H0ZM43 225V223L41 224V226ZM55 225H56V227H55ZM67 225V226H66ZM92 225V226H93ZM106 225V224H105ZM105 225H104V227H105ZM110 226H108V225H106V229L107 228H109V227H111V225L113 226V224H109ZM143 225L144 226V228L145 227H147V228H145V229H148V227H149V230H151L150 232L147 230V233H146V236H144V235H141V233H143V232H146V230L144 231V229H143V226L141 227V226ZM234 225V227H232ZM245 225V226H244ZM263 225V224H262ZM8 226V225H7ZM10 226H12V225H9L8 227H10ZM46 226V225H45ZM69 226H71V225H69ZM90 226V225H89ZM108 226V227H107ZM203 226V227H202ZM205 226V227H204ZM208 228H207V227ZM230 226H231V228H230ZM17 227V228H18ZM37 227V228H36ZM114 227H112V228H109V229H113L114 230ZM135 227V228H134ZM141 227V228H140ZM177 227V229H175L174 230V228H176ZM189 227V228H188ZM194 227H196V229H192V228H194ZM200 227V228H199ZM244 227H245V229H244ZM1 228H0V231L2 232H0V234L2 235V237H0V238H2V239H4V238H6V239H14V237H15V240H20L21 238H24V237H26V236H29V235H31L32 234V236L33 235H38V236H40L39 234H37V233H35L36 231H33L32 232V230H30L32 233L30 234L29 232L28 233H26V228L24 229L25 230V233H23V235H21L22 234V232H24V231H22V230H20L19 228V230H18V232L14 229V227L12 226V228H13V230L12 231H14L13 232V235L11 236L10 235V232H11V230H10V228H8L7 229V231L8 230H10V232H9V235H10V238H9V236H7V235H5V232H4V230L6 229H2L1 230ZM11 228V229H12ZM15 228H16V226H15ZM22 228V227H21ZM34 228V229H33ZM85 230H84V229ZM98 228V227H97ZM104 228V229H105ZM141 229V231L140 230H137V229ZM168 228H169V230H168ZM171 228V229H170ZM185 228V227H184ZM207 228V229H206ZM230 228V229H229ZM237 228H238V226H237ZM48 229V228H47ZM87 229L90 231V232H88L87 231ZM103 229V227L100 229V228H98V230H102ZM103 230V231H110L111 232V230ZM143 229V230H142ZM202 229H206L205 231L204 230H202ZM232 229V230H231ZM234 229H235V231H234ZM44 230V229H43ZM49 230V231H50ZM69 230H70V228H69ZM79 230V231H78ZM97 230V231H98ZM122 230H126V231H128L127 233L126 232H124V231H122ZM184 230V229H183ZM193 230H195V231H193ZM199 230L201 231L200 232V234H199ZM263 230V229H262ZM54 231V232H53ZM80 231H81V234H80ZM85 231V232H84ZM100 231H99V233H100ZM129 231H133V232H131V233H129ZM139 231L141 232V233H139ZM154 231V232H153ZM176 231H180V232H182L181 234L180 233H178V232H176ZM233 231V232H232ZM252 231V232H251ZM42 232H44V231H42ZM67 232V233H66ZM102 232V231H101ZM108 233V234H111V233ZM123 232V233H122ZM195 232L196 233H198V234H195ZM234 232H236V233H234ZM253 232L255 233V234H253ZM17 234L16 236H15V234ZM35 233V234H34ZM131 234L130 236L128 235V236H125V234L123 235V236H125V238L121 235H119V234ZM171 233V234H170ZM193 233H194V235H193ZM241 233H242V235H241ZM8 234V233H7ZM85 234H86V236H85ZM94 234V233H93ZM95 234H96V232H95ZM106 234H107V232H106ZM136 234H137V236H136ZM236 234H237V237H236ZM256 234H257V236H256ZM25 235V236H24ZM43 235V236H42ZM57 237H56V236ZM59 235V236H58ZM78 235V236H77ZM81 235V236H80ZM100 235H102L103 236V233H100ZM134 237H133V236ZM149 235V236H148ZM170 235V236H169ZM238 235H241V237H238ZM251 235H255V237H258V238H255L254 236H251ZM4 236H6V237H4ZM31 236V237H32ZM118 236H119V238H118ZM233 236V237H232ZM235 236V237H234ZM251 236V237H250ZM264 236V235H263ZM8 237V238H7ZM11 237H13V238H11ZM18 237V238H17ZM34 237V236H33ZM77 237V238H76ZM120 237L123 239V240H126V239H130V237L131 238H133V239H131V240H133V241H131V242H129L128 241V243H124L123 242V240L121 239L120 240ZM250 237V238H249ZM20 238V239H19ZM76 238V239H75ZM137 238V239H136ZM143 238H147V240H145V242L143 243V241H144V239ZM182 239L181 241H179L178 239ZM232 238V239H231ZM264 238V237H263ZM115 239V238H114ZM119 239V240H118ZM136 239V240H135ZM141 239H143V241L141 240ZM168 241H167V240ZM237 239V240H236ZM243 239H244V241H243ZM246 239V240H245ZM253 239H252V241H253ZM84 240H85V244H84V247H85V255L84 256H82V254H81V252L82 251H79V250H82V241L84 242ZM139 240V245H138V249H137V245H136V241H138ZM243 242H242V241ZM232 241H236L235 242V244L233 245V243H231ZM251 241V242H252ZM253 241V242H254ZM150 242V241H149ZM148 242V244H150ZM169 244H168V243ZM247 242V243H246ZM248 242H249V244H248ZM138 243V242H137ZM143 243V244H142ZM172 243V244H171ZM227 243V244H226ZM125 244V245H124ZM141 244V245H140ZM147 244V245H148ZM183 244V245H182ZM252 244V243H251ZM258 244V243H257ZM109 245H111V244H109ZM114 244H112L111 246H113ZM134 245H135V247H134ZM231 245V246H230ZM106 246V245H105ZM104 246V247H105ZM108 246V245H107ZM167 246H168V248H167ZM170 246V247H169ZM235 246H237L238 248L236 249L235 248ZM143 249H142V248ZM151 247V248H152ZM182 247V248H183ZM219 247V248H218ZM229 247H231L230 249H229ZM108 248H110L111 249V247H108ZM131 248V247H130ZM133 248H131L132 250H133ZM137 250H136V249ZM140 248L143 250V252H145L146 250H148L149 251V256L148 255H145L144 253V255L142 254V251H140ZM170 248V249H169ZM219 249V250H217V249ZM227 248V249H226ZM254 249H255V247H253ZM98 249V250H97ZM105 249H106V247H105ZM110 249H107V250H109L110 251ZM125 249V250H124ZM146 249V250H145ZM154 249V248H153ZM185 249H182L184 252H185ZM196 249V250H195ZM197 249L199 250V251H201L200 253L203 255V257H202V255L200 256L199 254L197 255L196 253L198 252L197 251ZM214 249V250H213ZM221 249V250H220ZM232 249L234 250V251H232ZM100 250V251H99ZM130 250V249H129ZM136 250V251H135ZM145 250V251H144ZM182 250L180 251V252H182ZM196 252H195V251ZM217 250V251H216ZM243 250L241 251L242 253H243ZM255 250H257V247H256V249ZM75 253H74V252ZM98 251V252H97ZM106 251V250H105ZM108 251V252H109ZM110 251V252H111ZM147 251V252H148ZM210 252V253H208V252ZM212 251H214V252H212ZM232 252V254H231V252ZM237 251V252H236ZM147 252H145V253H147ZM195 253L196 254V257L192 254V253ZM203 252V253H202ZM217 252V253H216ZM220 252V253H219ZM66 253V254H65ZM72 253V254H71ZM80 253V254H79ZM99 255H98V254ZM102 253V252H101ZM105 254H107L106 252H104ZM209 254V256H208V254ZM230 253V254H229ZM67 254H69V255H67ZM110 254V253H109ZM113 254V253H112ZM112 254H111V257H115L114 255H116V254H114L113 256H112ZM143 255V258L141 257L142 255ZM234 254V255H233ZM244 254V253H243ZM66 255V256H65ZM73 255V256H72ZM75 255V256H74ZM87 255V256H86ZM98 255V256H97ZM124 255V258H125V255L126 254H123ZM181 255H182V253H181ZM204 255H206V257H204ZM231 255V256H230ZM236 255H238L237 257H236ZM68 256V257H67ZM80 256H82L81 258H84V260H82L81 258H80ZM104 256H106V255H104ZM127 256V255H126ZM147 257V258H145V257ZM191 256H193V258L191 257ZM208 256V257H207ZM212 256H214V257H212ZM242 256V257H241ZM98 257V260H96V258ZM107 257H109V256H107ZM117 257L119 258V255H117ZM182 257L183 256H181V259H182ZM200 257V258H199ZM217 257H218V259H217ZM219 257H221V258H219ZM241 257V258H240ZM253 257L255 258L256 257V259H257V263L256 264H264V253H263V255L261 256V255H257V254H255V256L253 255ZM260 257V258H259ZM263 257V258H262ZM68 258V259H67ZM73 258H75V261H74V259ZM116 258V257H115ZM121 259H122V257H120ZM123 258V259H124ZM127 258V257H126ZM126 258H125V262L123 261V259H122V262L124 263V264H129L130 262H128V260H126ZM129 258V257H128ZM129 258V259H130ZM142 258V259H141ZM202 258H204V259H202ZM213 260L214 258H215V260H211V259ZM233 258H235V259H233ZM236 258H238L237 259V261H236ZM262 258V259H261ZM117 259V258H116ZM224 259H225V261H224ZM230 259V261H228ZM232 259V260H231ZM72 260L74 261V262H72ZM137 260V261H136ZM223 260V261H222ZM77 261V262H76ZM84 261V262H83ZM117 261H121L120 259H117ZM181 261V260H180ZM194 262L195 264H197V262ZM205 261V260H204ZM203 261V262H204ZM227 261V263H225ZM235 261V262H234ZM100 262H102V263H100ZM121 262V263H122ZM187 262H189V263H187ZM230 262V263H229ZM256 261H255V259H253V264L255 263ZM260 262V263H259ZM120 263V264H121ZM122 263V264H123ZM181 263H182V261H181ZM79 264H81V263H79ZM117 264H119V262L117 263ZM132 264V263H131Z\"/></svg>",
	"mask_w": 264,
	"mask_h": 264
},
{
	"label": "crops",
	"instance_id": "3",
	"mask_svg": "<svg viewBox=\"0 0 264 264\" xmlns=\"http://www.w3.org/2000/svg\"><path fill=\"white\" fill-rule=\"evenodd\" d=\"M29 237H30V236H29ZM26 238H28V237H24L23 240H22V238H21L20 240H15V239H10V240H8V239H6V238L1 239V241H0V247H1V248H0V264H2V262L5 264L6 262H9V260H10L13 264H14V263L16 264L17 262H19V263H17V264H20V263H21V264H24V263L26 264V262H27L28 260H29V261L27 262V264H30V263H31V264H33V263H35V264L38 263V264H39V262H41L42 264H49V263H51V264H52V263H53V264H55V263H58V264H64V263H65V264H68V261L63 259V258H64V257H63V256H64V255H63V254H64L63 252H67V251L69 250V249H68L69 247H68V245L63 244V242H61V240H59V239H53V238H52V239L48 238V239H49V240H48L46 237H43V238H42L41 236H39V237H38L39 241H38L37 244H36V243H35V238H37V237H30V238L32 239V241H31L29 238H28V241H27ZM41 238H42V239H41ZM24 239H25L26 241H25ZM33 239H34V240H33ZM38 239H37V240H38ZM45 239H46V240H45ZM5 240H7V241H5ZM11 240H12V241H15V243L12 242ZM37 240H36V241H37ZM43 240H44L45 242H44ZM51 240H53V242H52ZM8 241H9V242L11 241V242L9 243ZM16 241H17V242H16ZM19 241H20V242H19ZM24 241H25V242H24ZM42 241H43V243H44L45 245L47 244L49 248L47 247V245L45 246V245L42 243ZM47 241H48V242H47ZM5 242H6V243H5ZM27 242H28V243H27ZM40 242H41V244H40ZM46 242H47V243H46ZM50 242H51V243H50ZM1 243H2V244H1ZM13 243H14V246H13ZM21 243H22V244H21ZM23 243H26L27 248H26L25 244H23ZM31 243H34V244H36V245H32ZM29 244H30V246H29ZM42 244L44 245V247H43ZM20 245H22L23 247H22V246L20 247ZM37 245H38L39 248L37 247ZM52 245L54 246L53 248L50 247V246H52ZM4 246H5V247H4ZM10 246H11V247H10ZM41 246H42V247H41ZM17 247H18V248H17ZM29 247H30V249H28ZM56 247H57V248H56ZM6 248L9 249V251H8ZM15 248H16V249H15ZM24 248H25V249H24ZM35 248L38 249L39 251L36 250ZM40 248H43V249L45 248V249H44V250H41ZM50 248H52V250H51ZM55 248H56V249H55ZM13 249H14V250H13ZM19 249H20V250H19ZM32 249H33V250H32ZM34 249H35L37 252H35ZM2 250H3V251H2ZM23 250H24V251H23ZM48 250H49L50 252H49ZM55 250H57L58 252L55 251ZM4 251H5L7 254H6ZM10 251H11V252L13 251V252L11 253ZM14 251H15V252H14ZM17 251H18V252H17ZM29 251H31V252H29ZM40 251H41V253H43L44 251H45L46 253H47V252H48V253L46 254V253L44 252V253H45V257H44V253L41 254ZM42 251H43V252H42ZM21 252H22V255H23V256L21 255ZM23 252H24V253H23ZM26 252H27V253H26ZM28 252H29V253H28ZM54 252H55V254H54ZM56 252H57L58 254H57ZM15 253H16V254H15ZM38 253H39V254H38ZM51 253H52L54 256H53ZM5 254H6V255H5ZM9 254H10V255H9ZM12 254H13V255H12ZM17 254H18L19 256L16 257ZM26 254H28V255H30V256L28 257V255H26ZM31 254H32L34 257L31 256ZM35 254L39 255L41 258H38V256L35 255ZM56 254H57V256H55ZM4 255H5L7 258H6ZM14 255H15V256H14ZM47 255H48L49 257H47ZM51 255L54 257L53 261H54L55 263L52 261V258H53V257H52ZM3 256H4V257H3ZM15 257H16V258H15ZM50 257H51V258H50ZM4 258H5V259H4ZM23 258H24V259L27 258L28 260L25 259V262H24V259H23ZM45 258H46V259H45ZM47 258H49L50 260L47 259ZM60 258H61V259H60ZM42 259H43V260L45 259V261H43ZM5 260H6V262H5ZM26 260H27V261H26ZM32 260H34V261L32 262ZM35 260H36V261H35ZM37 260H38V261L40 260V261L38 262ZM55 260H56V261L58 260V261L56 262ZM15 261H16V262H15ZM30 261H31V262H30ZM46 261H47L48 263H47ZM50 261H51V262H50ZM11 262H9V263L11 264ZM22 262H24V263H22ZM45 262H46V263H45ZM9 263H6V264H9ZM41 263H40V264H41Z\"/></svg>",
	"mask_w": 264,
	"mask_h": 264
}]
</instances>
